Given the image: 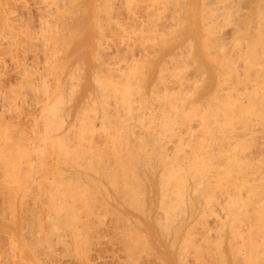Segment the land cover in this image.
Wrapping results in <instances>:
<instances>
[{"label": "bare ground", "instance_id": "obj_1", "mask_svg": "<svg viewBox=\"0 0 264 264\" xmlns=\"http://www.w3.org/2000/svg\"><path fill=\"white\" fill-rule=\"evenodd\" d=\"M31 1H29V2H31ZM39 1H41V0H39ZM104 1H106L108 6L105 7V9H104V10L107 9L106 11H104V12L102 11V13H104V15L102 14V16H101V13H99V15L101 16L102 19L104 16L103 20L105 21V24L103 23V20H101V24H99L100 25L99 30L101 31L100 33H101V35L102 34L103 35L100 36L101 39L99 40L100 41L99 42L100 43V53L99 54L97 53V55H95V56H98V58H99L97 61L101 60L102 64L100 62L99 63L97 62L98 64H96V65L94 64L95 69L93 71L94 72L93 79L90 83L88 82L90 84L89 93H88V97H87L88 99L83 104H81V106L80 105L77 106V109L72 107L73 108L72 110L65 109V110H68V112L66 114L64 112L60 113L62 111V109L59 110V105H60L59 103H61L60 100L62 98L60 96H58V97H60V100L58 98L59 103H56V105L59 104L57 106H58V110L60 112L57 110L56 111L59 112L60 115L58 114V116H57L58 121L57 120L56 121L59 122V124L60 123L61 124L66 123V120L69 117L67 118V116H66L63 118V116L68 115L69 112H71L69 114H72V113L75 114V119H74L73 123L69 126L68 130L64 131V135L62 134L63 136H60V138H58V137H55V139L53 138L55 143L57 142V139H58V142L56 143L58 150H57L56 154L54 153V156H56V157H54L53 154L52 155L50 154V157L52 156L53 158H55V161L51 160L48 162V159H50V158H48V159L46 158L47 161L44 160V158L46 157L44 155L45 153H43V155L45 157L41 153V152H43L41 150V148L43 146L42 147L40 146V149H38V150H36L37 148H35L34 152H33V150L30 152V151H26L25 149H24L25 151H23V150L20 151V152H23L25 154V156L23 155V153H21V155H20L17 152V156L21 157L22 160L19 159V157L17 158V156H16V158L19 159V161H16L15 157H14L16 155V151H15L16 149L14 148L15 149L14 150L15 155L12 156L11 153L7 154V156H11L14 158L9 159V157L6 156L7 158H4V161L2 162L3 163L2 166H4L3 168L5 169L6 172H8V174H9V172H11V175H12V173L14 172L16 175L13 173L12 177L16 176L17 178L15 177L16 179L15 178L9 179V176H8V178L5 176L4 177L9 179L8 180L9 185H13V183L16 184L18 182L17 184L19 187H17V189H19V190H21V187L24 188V186L30 184V186H28V187L26 186V188H24L25 193H23L21 195V197L24 194H26L25 196H29L28 198H30L31 195L34 197V199H32V202L29 200V203L31 202L32 205L34 206L32 210H34V209L38 210L37 205H38V208H39V206H41V207H43V209H45V208L52 209L53 208L52 213H54V211H55L54 214H56V218L61 222L65 218V211L69 209V210H71V212L75 211L74 212V218L76 217L77 211L78 212L80 211L79 212L80 215H81V211H82V213H84V215L86 213V215L84 216V218L86 217V219H83V220H84V222L86 220V223H87V221L91 220L92 216L96 217L97 214H95V213L97 210L100 209V211H101V209L104 206L105 207L108 206L109 202L112 201L114 203V201H116L117 203L115 202L114 204L115 205L117 204L116 207H119L118 211H120V213L117 212V214H119V216H117V218H115L113 220L114 224H108L109 226L111 225V228L114 227V229H115V228H119L120 226L124 227L123 222H124L125 218L122 219L120 217H123L122 216L123 212H126L127 216L125 215V217L129 220V221H127V219L125 220V221H127V223L128 222L130 224L136 223L137 225L140 224V226L143 223L153 224V226H156V229H157L156 231L154 229V231L156 232V234H157V232L159 233V234H157L156 237L163 239V243H164V246L166 248L172 249L173 246L175 248V244L179 240L178 237L180 236V232L183 230L184 226L187 225V223H190L189 221H191V220L193 221V219L196 216L204 215L201 218L204 219V217H206V220L204 219V221H205L204 223L206 224V226H208L209 223L212 225H215V226L218 225V227L220 228L218 232L221 235L223 240L225 239L226 234L228 236L230 235L229 239L230 240L232 239V241H229L226 244L227 246H225L224 250H227L230 253L231 256H229V255L228 256L230 257V259L232 257L231 260H234V262H235L234 264H236V258H238L237 259V261H238L239 258L242 257L241 258L242 263L244 261V259H243L244 257H245V259H246V257H248L247 258L248 260H250L249 258H251V257L254 258L255 260L264 258V0H241V1H238V0H204V2L202 4H201V0H104ZM32 2H34V1H32ZM42 2H43V0H42ZM45 2H46V4H48V2L46 0H45ZM50 2H51V0L49 1V3ZM236 2H238V3L240 2V4H237ZM41 3H40V5H41ZM52 3H54V1ZM52 3H51V5H52ZM60 3L59 4L56 3V5L57 6L60 5ZM63 3H65V2H63ZM235 3L237 4V6H239L238 8L234 7ZM9 4H8V6H10ZM35 4L37 5V3H35ZM107 4H104V5H107ZM115 4H117V6L119 8H121L122 13L123 12L128 13L130 18L129 17L127 18V14L125 15L126 17H124V15H121L122 13H120V12H117L120 14H116V15L123 16L125 18V21H127V22L129 19L132 18L131 19L132 20L131 26L133 28L136 27L135 24L138 23L137 20H140V19H137L138 17H140L139 15L137 17V14H139L138 12L136 14L137 9L143 8L144 5H146L148 7L146 9L147 11L149 10V8H150V10L151 9L153 10V8H159V9H161L160 7H162V9L164 8V10H165L164 13L167 12V14L170 18L167 16L168 17L167 20H169V21L164 19V17L167 15V14H165L163 19L166 20V23L170 22V26H169L170 28L169 29H171L170 31H168V29L165 28L166 31H168V34L166 32H165V34H166V36L167 35L169 36V37L165 36V38L172 39L171 42L169 40L164 41L163 48L161 47V44H162L161 42H160L161 48L160 47L158 48L159 43L157 44L158 46L154 45L150 49L148 47L146 48L144 46V45L148 46V44L150 43V41H149V43L147 41V38H148L147 36H149V34H151V36H149V38H153L152 37L153 33H155L153 35L154 37H155V35L159 34L157 32L156 28L160 27V25L163 23L162 19H160V20H162L161 21L162 23H160V20L158 21L159 17L161 18L162 15H164V13L162 12L163 10H161V11L157 10V12L160 11V12H158L160 15V16H157L158 18L153 16L154 19L157 18L156 21L153 20V24H156L155 25L156 28L154 25H152V24H150V25L154 26L153 28L155 30L149 29L147 31L146 30L145 31L140 30V31L136 32L135 30H139V28L135 29V30H133V28H129L130 26H127L128 27L127 28L126 27L127 23H125V25H123L122 22L119 21V20H124V19H119L121 16L119 18H117L118 20L116 18H114L116 16L115 15L113 16V13L114 14L116 13L114 10L117 7L116 6L114 8ZM38 5H39V3H38ZM51 5H49V6H51ZM85 5H83V6H85ZM94 5H95V3H94ZM200 5L202 6L201 8H200ZM11 6H12V4H11ZM212 6H215V7H212ZM25 7H26V5H25ZM29 7H31V6H29ZM39 7H37V8H39ZM242 7H245L247 9V12H245L246 10L244 9L245 10L244 11L245 13H244ZM32 8H34V7H32ZM50 8H47V9L50 10ZM103 8H104V6H103ZM119 8L118 9L116 8V10L118 11ZM234 8L236 10H234V11L230 10V9H234ZM39 9H41V7ZM44 9H46V8H44ZM54 9H53V11H54ZM56 9L59 10L60 6H58ZM66 9H68V8H66ZM82 9H83V7H82ZM228 9H229V12H227ZM11 10L13 11V9H11ZM41 10H43V9H41ZM204 10L206 11V13L204 12ZM36 11H38V9H36ZM36 11H35V14H36ZM43 11H46V10H43ZM43 11H41V12H43ZM141 11H144V10L141 9ZM15 12L17 13L16 10H15ZM41 12H39V13H41ZM59 12H60V10H59ZM148 12H152V11H148ZM161 12L163 14H160ZM51 13H53V12H51ZM154 13H156V11ZM154 13L152 15H155ZM13 14H14V12H13ZM56 14H58L60 17V14L58 12ZM142 14L143 13H141V15ZM144 14H147L148 18L150 17L149 13L144 12ZM198 14H202L201 19H199L200 16L198 17ZM7 15L10 17L11 14L9 15L7 13ZM39 15H41V14H39ZM43 15H45V13ZM156 15H158V14H156ZM30 16H31V14H30ZM33 17H31V18L33 19ZM41 17H43V16H41ZM46 17H48L47 14H46ZM46 17H43V18H46ZM54 17H56V15H54ZM61 17H64V15ZM10 18H7V19H10ZM23 18L24 17L21 18L22 21L24 20ZM78 18H81V16L80 17L78 16ZM140 18H144V17H140ZM13 19H15V18H13ZM19 19H20V17H19ZM26 19H28V18H26ZM46 19H49V18H46ZM51 19H52V17H51ZM60 19H63V18H60ZM86 19H85V21H86ZM98 19H100V18L98 17ZM15 20H12L13 24L15 26L19 27L20 25H16L18 20L17 19H15ZM28 20L31 21V19H28ZM43 20H41V21H43ZM131 20H129L130 23H131ZM141 20H142V23H140V26L144 25L143 22H145L146 18L144 21H143V19H141ZM150 20H152V19H150ZM150 20H147V21L150 22ZM14 21H15V23H14ZM38 21L40 22V20H38ZM50 21H53V20H50ZM56 21H58V19ZM66 21L68 22V20H66ZM39 22L38 23L36 22V23L39 24ZM77 22H78V20H77ZM92 22H94V21H92ZM8 23H10V22H7V24ZM19 23H20V20H19ZM24 23H25V21H24ZM24 23H23V25H27V27H28V24H30V23H27V24H24ZM46 23L44 22V24H43L44 27L45 26L48 27L49 24L46 25ZM61 23H62V21H61ZM64 23H65V21H64ZM72 23H73V20H72ZM5 24H3V26H5ZM21 24H22V22H21ZM55 24H57V23H55ZM10 25H12V24H10ZM33 25H34V23H33ZM43 25H41L42 28H43ZM53 25H54V23H53ZM53 25L51 24L52 27H53ZM59 25H61V24H58V26ZM76 25H77V23H76ZM79 25H81V24H79ZM147 25H149V24H146V26H144V27L143 26L140 27V29H142V28L146 29L145 27L149 28L150 26H147ZM164 25H166V24H164ZM164 25H163V27H165ZM29 26L32 27V24ZM137 26L139 27V23L137 24ZM13 27L14 26H12V28ZM55 27H57V26H55ZM196 27L201 31V33H203L202 37L205 35L207 37V39H205V41H204V46H203L204 52L203 53H200L201 49H199V47H195V48H198V50L200 51L198 53L201 54V55L200 54L197 55L198 57L201 56L200 58H198L199 62H201L200 63L201 66L200 67L198 66L199 64L197 62L198 61L197 58H195V57L191 58L192 59L191 61L194 60L193 58H195L197 60V61L195 60V62L197 64L193 63L192 65L196 64L198 66V69L196 68V70H194V72L196 74H197L196 71L198 70V74H197V76H194L195 78L193 77V79H194V80L192 79L193 81L192 80L189 81L188 79H190L191 77H189L187 79V76H189V75H187L185 73L187 71V69H189V68H187L185 65L181 66V63L183 65V61L184 60L186 61V59L182 57V54H184L185 52H182V51H184L187 48H189V49L192 48V44L194 43L193 42L194 41L193 35H195V33L193 34V30ZM20 28H21V26H20ZM38 28H39V26H38ZM40 28L38 30H40ZM161 28L162 27H160V29ZM19 30H18V32H19ZM84 30H85V27H84ZM96 30H97V28H96ZM113 30H116V33L119 32V34L122 35L121 36L122 37L121 38L122 45L121 44H119V45L123 46V50L126 49L127 54H128V52H129V54H128V56H126V53H124L125 58L123 59L124 56L122 57V62H115L116 59L119 57L120 53L122 54V52H123L122 48H121L122 52L115 49L114 52H116V53H114L112 51L114 53V56H113L114 58H112V59H114L115 61L112 62V60H110L111 63H106V62L103 63L102 58H103V60H106V59H108V56H109L108 54H110V51L108 49H105V52H107L106 50L109 51V53H106L108 56H107V58L105 57V59L102 56V58L100 59L99 55L102 54V52H104V48H106V46H107V48H109L108 45L110 46L111 44L114 45V48L116 45H118L117 43L114 42L115 39L112 40V38L110 39V37H107L109 35H106L107 31L112 33ZM151 30L155 31V32L150 33ZM4 31H6V30H4ZM21 31H23V30L21 29ZM27 31H28V29H27ZM30 31L28 32V34H30ZM35 31H36V29H35ZM45 31H47V30H45ZM50 31H51V28H50ZM189 31H191V32H189ZM200 31L199 32L196 31L197 32L196 34H199V36L201 37ZM0 32H1V30H0ZM7 32H9V31H7ZM10 32H12L11 29H10ZM37 32H39V31H37ZM47 32L46 33L50 37L51 33L49 31H47ZM159 32L162 33L164 31L159 30ZM21 33H23V32H21ZM42 33H43V31H42ZM54 33H56V31ZM64 33H66V32H64ZM144 33H146V34L144 35ZM16 34H18V33H16ZM35 34H36V32H35ZM47 34H45L46 37H47ZM67 34H65V35H67ZM73 34L75 35V33H73ZM19 35H20V33H19ZM24 35H26V38H27V34L25 33ZM34 35H32V39L30 38L31 41L34 38L33 37ZM38 35H40V33ZM159 35H161V34H159ZM13 36H14V34H13ZM40 36H42V34ZM115 36H117V35L115 34ZM115 36H114V38H115ZM205 36H204V38H206ZM6 37H4V38L6 39ZM20 37H22V36H19V38ZM42 37H44V36H42ZM59 37H60V35H59ZM66 37H64V38H66ZM118 37H120V36H118ZM178 37H184V38H186V40H188V41H186L184 39L183 42L180 41L179 43H181L182 46H183L182 43H184L185 41L188 42L189 46H187V47L183 46L182 47L183 49H182L180 47L181 45L179 43H176L177 45L173 44V42L175 40H177ZM195 37H196V42H197V40H198L197 36H195ZM200 37H199V39H200ZM8 38H9V35H8ZM10 38H11V36H10ZM14 38H16V36ZM55 38H57V37H55ZM76 38H77V36H76ZM123 38H126V39L123 40ZM159 38H161V37L159 36ZM7 39L3 40V38H2L1 41H7ZM40 39H42V38H40ZM54 39H53V42H54ZM118 39H120V38H117V41H118ZM20 40H23L21 42L26 41V39H25V41H24V39H20ZM20 40H18V41H20ZM35 40H38V39L35 38ZM148 40H150V39H148ZM227 40H229V42H230V40H232V41H231V43L226 44ZM9 41H10V39H9ZM40 41H42V40H40ZM59 41H60V39H59ZM145 41H147V44H145ZM153 41L154 40H152V43H155V41L154 42ZM14 42L16 43L15 40H14ZM21 42H18V45ZM32 42L35 43V41H32ZM48 42H47V45L50 43L52 44L51 41L49 43ZM61 42H62V40H61ZM66 42H70V41H66ZM72 42H73V40H72ZM112 42H114L115 44ZM176 42H178V41H176ZM30 43H29V45H30ZM39 43L41 44L40 46L43 45V48L44 47L46 48V46H44L46 41L44 42V44H42V42H39ZM137 43L143 44V45H141V48L136 46ZM11 44H13V43H11ZM178 44H179V46H178ZM18 45L16 44V46H18ZM54 45L52 44V46H54ZM64 45H65V43H64ZM172 45H173V47L177 46V47L181 48V50L180 51L178 50V52L177 51L175 52L174 50L177 47L172 48L171 47ZM8 46H10V45H8ZM40 46H39V49H40ZM111 46H110V49H114L113 46H112V48H111ZM150 46L151 45L149 44V47ZM197 46H199V45H197ZM226 46H230V47H226ZM26 47H28L27 44L25 45L24 48H26ZM34 47H35V45H34ZM34 47H32V48H34ZM193 47H194V45H193ZM4 48H2V50ZM11 48H13V47H10V50H8V51H11ZM56 48H57V46H56ZM56 48H54V49H56ZM82 48H83V46H82ZM116 48H117V46H116ZM28 49L30 51V47ZM137 49H139L140 51H143L142 56L138 55V57L141 56L140 58L143 59V61H141V62L139 61L140 59H137V56L133 55L134 52L133 53L131 52L133 50L137 52ZM189 49H187V50H189ZM5 50H7V48ZM139 50H138V53H139ZM21 51H22V49H21ZM31 51H34V50L31 49ZM41 51L44 52V50H42V49H41ZM52 51L53 50H51V53H52ZM192 51H193V48L191 50V54H192V56H194L195 52L197 50L195 49V52H193L194 54L192 53ZM47 52H48V50H47ZM47 52H45V53H47ZM166 52H169L170 56H166L165 55ZM11 53H13V52H11ZM20 53H23V52H20ZM32 53L30 52L31 55H33ZM3 54H5V53H3ZM36 54H37V52H36ZM130 54H132L137 59V61H134L135 60L134 57L133 56L131 57ZM139 54H142V53H139ZM14 55H17V54H14ZM20 55L21 54H19L18 56H20ZM34 55H33V58H36L35 60L37 61V57H36L37 55H35V57H34ZM40 55H42V54L40 53ZM48 55H50V54H48ZM103 55H105V53ZM8 56H9V54H8ZM18 56L17 57L15 56L16 60H12V61H16L17 63L16 62L15 63L17 65H18V59H20ZM24 56L26 57L27 55H24ZM24 56H21V57H24ZM55 56H56V54H55ZM129 56L131 59L128 58ZM187 56L189 57L191 55L187 54ZM11 57H13V56L11 55ZM27 57H29V56H27ZM42 57H44V55ZM50 57H51V55H50ZM53 57H54V55H53ZM109 57L111 58L112 55L110 54ZM126 57H127V59H126ZM180 57H182L184 60L178 65V63L181 61ZM184 57H186V54L184 55ZM21 59H23V58H21ZM25 59H27V58H25ZM48 59L50 61V58H48ZM60 59H61V57H60ZM120 59H121V57H120ZM164 59H166V60H164ZM162 60L164 63L162 62V65H161L162 67H160V70L157 71L158 69L156 67L160 66V63H161L160 61H162ZM188 60H190V59L188 58ZM119 61H121V60H119ZM77 63H79V62H77ZM86 63H88V62H86ZM23 64H24V59H23ZM31 64H33L32 61H31ZM56 64H58V63H56ZM70 64H72V63H70ZM19 65H20V67L22 66L21 64H19ZM27 65H28V62H27ZM42 65H43V63H42ZM188 65H190V64H188ZM225 65H227V67H228V71L226 70L227 72L223 71V69H224L223 67ZM32 66H35V64L31 65L30 67H32ZM36 66H38V65H36ZM71 66H73V65H71ZM169 66H173V69L171 71L166 70L169 68ZM197 66H195V67H197ZM51 67H53V66H51ZM152 67L154 69H157L155 71H157L158 74L156 72H154V70H151ZM195 67L193 66L194 69H195ZM207 67L209 68V71H208ZM227 67H225V68H227ZM17 68H18V66L15 69L16 71H17ZM36 68L38 69L39 67H36ZM70 68H68V69H70ZM74 68H76V66ZM185 68H187V69L185 70ZM78 69H80V68H78ZM30 70H31V68H30ZM81 70H84V69H81ZM150 70L152 71V73ZM75 71H76V69H75ZM164 71L165 72L167 71V72L164 74ZM188 71H187V73H188ZM192 71H193V69H192ZM192 71H189V72L191 73ZM49 72H50V70H49ZM153 72L158 75V76H156V74H155V76L158 79L155 78L154 80H151L152 79L151 75L154 74ZM18 73L20 74L19 71L17 72V74ZM32 73H30V74H32ZM73 73H74V71H73ZM44 75H46V74H44ZM80 75H82V73ZM83 75H82V77H83ZM193 75H195V74H193ZM3 76H5V75H3ZM38 76H40V74ZM69 76H70V73H69ZM72 76H74V75H72ZM42 77H43V74H42ZM51 77H52V75H51ZM48 78H49V76H48ZM54 78H56V77H54ZM75 78H78V77L76 76ZM26 79H27V77H26ZM32 79H34V78H32ZM47 79H43V81L47 80ZM75 80H77V79H75ZM79 80L80 79L78 78V82H80ZM43 81L41 82V79H40V82L42 84L45 83V81H44V83H43ZM71 81L74 82V80H70V82ZM0 82H2V81H0ZM16 82H18V81H16ZM16 82L13 84L15 88L17 87V86H15ZM30 82H31V77H30ZM3 83L4 82H2V85H4ZM24 83H26V81ZM24 83H23V85H24ZM27 83L29 84V82H27ZM31 83H32V87H34L35 85L33 86V82H31ZM36 83H38V82H36ZM46 84H47V81H46ZM76 84H77V82H76ZM66 85H68V84H66ZM78 85H80V83ZM38 86H39V84H38ZM8 87H9V85H8ZM21 87L24 88V86H21ZM71 87H73V86H71ZM79 87L80 86H77V88H79ZM1 88H2V86H1ZM30 88H31V84H30ZM40 88L41 87L39 86L38 89L40 90ZM48 88L46 89L47 91H48ZM52 88H54V87H52ZM31 89H33V88H31ZM41 89H43V88H41ZM54 89H56V87ZM27 90H29V89H27ZM35 90H37V89H35ZM50 90H52V89L50 88ZM71 90L73 91V89H71ZM14 91H15V89H14ZM20 91H21V89H20ZM29 91H28V94H29ZM38 91H35V92L37 93ZM67 91H66V94H68ZM12 92H10V93H12ZM62 92L65 93L64 91H62ZM10 93L8 91V94H10ZM15 93H17V92H15ZM22 93H23V91H22ZM24 93H25V91H24ZM31 93L33 95L34 91ZM40 93H44V95H46L45 89H44V92L42 91ZM40 93L38 92V95L41 96L42 94H40ZM50 93H52V91ZM53 93H55V92H53ZM61 93H60V95L63 94V93L62 94ZM2 94H4V93H2ZM29 95L31 96V94H29ZM52 95H54V94H52ZM63 95L66 97L65 94H63ZM0 96H2V95H0ZM8 96L11 99L14 98V96H12V95H11L12 97H10V95H8ZM47 96L48 95H46V97ZM15 97H16V95H15ZM19 97H20V95H19ZM19 97H17V98H19ZM25 97H26V93H25ZM25 97H24V99H25ZM49 97H51V96H49ZM9 98H6V99L9 100ZM20 98H22V97H20ZM32 98H31V100H32ZM3 99H5V97ZM11 99H10V101H11ZM55 99L57 100V98H55ZM66 99H64V100H66ZM0 100H2V98ZM17 100L14 101L15 104H12L13 107H14V105L16 106ZM20 100L23 101V99H19V103H21ZM25 100H24V102H25ZM40 100H42V98ZM36 101H37V103H39L38 100H36ZM24 102H22V103L24 104ZM41 102L39 104H41ZM66 102H68V101H66ZM32 103H35V102L33 101ZM47 103H49V102L47 101ZM52 103H53L52 105L55 104V102H52ZM2 104L3 103H1L0 105L2 106ZM28 104H29L28 106H30V103H28ZM43 104L44 103H42V105ZM63 104L64 103L62 101V105ZM69 104L71 105V103L68 102V105ZM9 105H11V102ZM32 105H34V104H32ZM56 105H55V107H56ZM4 108H5V110H6V108L9 109L8 107H4ZM11 108L12 107H10V110H11ZM19 108L20 109H22V108L27 109L26 106L22 107V108L18 107L17 110ZM32 108H33V106H32ZM41 108H44V107L42 106ZM46 108H48V106ZM0 109H2V108L0 107ZM49 109L53 110L52 107L50 108V105L46 111L50 114L51 112H49L50 111ZM17 110L14 109V111H17ZM2 111H4V110H2ZM6 111H4V112L6 113ZM56 111L53 115L56 114ZM42 112H43V110H42ZM46 112L44 111L43 112L44 115H42V116H46ZM53 112H54V110H53ZM7 113L9 114L8 111H7ZM11 113H13V112H11ZM24 113H22V115ZM63 113L65 115H63ZM2 114H4V113H2ZM15 114H17V112ZM29 114L31 115L32 113H29ZM40 114H41V112H39V115ZM61 114L63 116H61ZM22 115L19 118H22ZM18 116H17V124L20 121ZM33 116H36V115L33 114ZM50 116L55 117L52 115H50ZM60 116H61V119L59 118ZM0 117L2 118V116H0ZM26 117H25V119H26ZM39 117H41V115ZM47 117H49V116L47 115ZM51 117H50V119H51ZM4 118H3V120H4ZM33 118H35V117H33ZM36 118H37V116H36ZM41 118L43 119L44 117H41ZM64 119H66V120L64 121ZM9 120H11V115H10L9 119L6 121H9ZM15 120H14V122H15ZM26 120H24L23 122H26ZM31 120L34 121V119H31ZM41 120L39 121L40 123L37 122L38 125L41 124ZM52 120H55V119H52ZM52 120L48 119L47 122L52 121ZM42 121H46V120H42ZM56 121H54L55 123L54 122L51 123L52 124L51 126H53L54 124L57 125ZM1 122H3V121H1ZM23 122H21V123H23ZM27 122H29V119ZM47 122H46V126H43V127H45V129L47 128V126H49V125H47L48 124ZM4 123H6V122L4 121ZM10 123L7 122V126ZM34 123H36V121L33 122V124ZM14 124H16V123H14ZM14 124H12V125H14ZM28 124H30V123H28ZM28 124H27V127H28ZM31 124H30V126L32 127L33 124L32 125ZM68 124L69 123H67V125ZM1 125H0V127H1ZM18 125H19L18 127L21 126L20 123ZM60 125H59V127H62V125L61 126ZM7 126H6V128H7ZM51 126H49V127L51 128ZM49 127L47 128V131H48V129L50 130ZM54 127H56V126H54ZM11 128H13V126H11ZM16 128H17V126H16ZM16 128H15V130H16ZM24 128H26V127H24ZM33 128H31V129H33ZM40 128H41V130H39L40 131L39 133L41 134V132L44 131L45 129L43 128L44 130H42V127H40ZM53 129L55 130V128H52V130H50L49 132L53 131ZM59 129H63V128H59ZM10 130L12 131V129H10ZM20 130H21V128H19V131ZM28 130H30V129H28ZM21 131H23V130H21ZM47 131H46V133L44 131V135L46 134L48 136ZM58 131H57V133H58ZM3 132H4V128H3ZM32 132L33 131H31V133ZM15 133L17 136H21V134H17L18 132H15ZM25 133H26V131H25ZM36 133L37 132H35L34 135ZM1 134H2V132H1ZM4 134H2V136H4ZM6 134H7V132H6ZM50 134H52V132ZM27 135H28V133H27ZM29 135H31V134H29ZM41 135H39L38 137H41ZM44 135H43V137H44ZM13 136H15V135H13ZM9 137H12V135H10ZM22 137H24V136H21V138ZM31 137H34V136H31ZM31 137L29 138V136H28V138L31 139V141H32ZM35 137H37V134L35 135ZM5 138H6V135H5ZM18 138H20V137H18ZM51 138H52V136H51ZM2 139H3V137H1V140ZM53 139H50V137H49L48 140H52V142L51 141L50 142L52 143V145L56 146V144H54V142H53ZM43 140H45V139H43ZM43 140L38 141V142H40V143L44 142L43 144H45L46 141H43ZM16 141H18V140H16ZM21 141H22V139H21ZM26 141H24V142H26ZM7 143L9 144V146H11L9 142H6V144ZM29 143H31V142H29ZM35 143H36V141H35ZM46 143L48 144V142H46ZM24 144H22V145H24ZM15 146L17 147V144L16 145L14 144V147ZM27 146H25V147H27ZM35 146H36V144L34 145V147ZM37 146H38V144H37ZM11 147H9V148H11ZM45 147H47V145ZM45 147L43 148L44 151H45ZM3 148H1V149H3ZM32 149H33V146H32ZM17 150H19V148ZM29 150H31V149H29ZM39 150H41V152H39ZM53 150L54 149H52V151ZM11 152L13 153V151H11ZM50 153H53V152H50ZM9 154H11V155H9ZM4 156H5V154H4ZM23 157L25 159H23ZM0 160H2V159L0 158ZM48 163H50V165ZM47 166L52 167L51 168L52 170L51 169L49 170ZM47 169L49 170L48 172L52 171L51 174H47L48 173ZM24 172H26V175H24L25 174ZM2 173H3V175L6 174V173H4V171ZM3 175H1V177ZM11 175H10V177H11ZM38 175H39V177H40V175H44V177L43 176H41V177L45 178V180H44L45 182H42V178L37 177ZM36 177L39 178L38 182L36 181V179H37ZM20 178H22V180ZM0 180L2 181V179H0ZM42 183H44V185H46L48 187V189L46 188L47 192L43 188H41ZM0 184H7L8 185V182L0 183ZM31 184H33V185L31 186ZM2 186H4V185H2ZM14 188L15 187L13 186V189ZM57 188H59V190L61 189L62 193H60L61 190H60V192L57 191L58 193L57 192L55 193ZM3 189H5V188H3ZM13 189H12V191H13ZM17 189L15 188V193H16ZM6 190H7V186H6ZM6 190H5V192H6ZM19 190H18V194L22 191L21 190L19 192ZM0 191H1V189H0ZM9 191H11V189H9ZM9 191H8V193H13V192H9ZM32 191H34V192H32ZM69 191H72V192L78 191L81 193L79 196V194L77 192V194L79 196L77 198L73 199L72 198L73 195L70 197L71 202H68V203H71V204H67V201L69 199L67 200L66 198H64V197H66L64 193H67ZM95 191H98L100 193V196L97 193L98 198L93 199L94 198L93 196H97V194L94 193ZM3 192L1 191L2 194H3ZM91 192H93V193H91ZM37 193H39L40 195H37ZM74 194L76 195V193H74ZM90 194H91V197H93V198H90ZM94 194H96V195H94ZM9 195H11V194H9ZM14 195H12V198ZM47 195H48V197H46ZM68 196H70V194H68ZM68 196H67V198H68ZM4 197H5V195H4ZM14 197L17 198L18 196L17 197L14 196ZM2 198H3V196H2ZM2 198H0V200ZM24 198H26V197H24ZM10 199H11V197L9 198V200ZM18 199H16V200H18ZM4 200H6V199H4ZM22 200L24 201V199H22ZM118 200L121 202H119ZM2 202H4V201H2ZM11 202H12V200H11ZM11 202H10V204H11ZM21 203H23V202H21ZM5 204L6 203H4L3 205H5ZM10 204L8 206H10ZM19 204H20V202H19ZM21 206H23V205L21 204ZM14 207L16 209V206H14ZM24 207L26 208L25 203H24ZM27 207H29V206L27 205ZM8 208H10V207H8ZM22 208L23 207H21L20 209L23 210ZM93 208H96V211L93 212L94 215L91 214L92 213L91 211H93ZM49 209L47 210L46 214L49 213L48 212ZM90 209H91V211H90ZM107 209H105V210H107ZM1 210H2V208H1ZM3 210H4V208H3ZM7 210H9V209H7ZM29 210H31V209H29ZM32 210H31V212H32ZM39 210H38V212H39ZM56 210H60L61 212H59L57 214ZM9 211L7 213H10ZM45 211L46 210H44V212ZM4 212L6 213L5 210H4ZM66 212H68V211H66ZM88 212H90V213H88ZM104 212H106V211H104ZM112 212H113V210H112ZM3 213H2V215L4 216ZM7 213H6V215H7ZM72 213H71V215H72ZM97 213H99V212H97ZM102 213H100V214H102ZM0 214H1V212H0ZM79 214H78V218L80 216ZM106 214H108V212H106ZM109 214H110V212H109ZM111 214H113V213H111ZM114 214H115V212H114ZM32 215H34V214H32ZM36 215L38 216V214H36ZM49 215H50V213H49ZM49 215H47V216L44 215V216L49 217ZM27 216H28V214H27ZM34 216H32V217H34ZM54 216L55 215H53L51 218H53ZM97 216L101 217V215H97ZM104 216H105V214H104ZM11 217H13V216L11 215ZM14 217H16V216L14 215ZM69 217H71V216L69 215ZM95 217H94V220L102 219V218H95ZM106 217H108V216H106ZM28 218L31 219V217H28ZM56 218L52 219L53 222ZM78 218L76 219V221L81 220L80 218L79 219ZM81 218H83V216ZM104 218L105 217H103L102 224L105 221ZM110 218H114V216L113 217L110 216ZM197 218L199 220L200 217H197ZM15 219H17V218H15ZM2 220H5V219L2 218ZM36 220H37V218H36ZM36 220L34 222L38 223V220L37 221ZM67 220H69V219H67ZM99 220H98V223H100V221H101V220L100 221ZM48 221H49V219H48ZM71 221H72V219H71ZM108 221H109L108 223H110L112 220H108ZM200 221L202 222V220H200ZM6 222L9 223V221H6ZM27 222H30V221H27ZM53 222L51 223L49 221V222H47V224L48 223L53 224ZM73 222L75 224H77V226H78V223L75 222V219L73 220ZM31 223H33V222H31ZM41 223L43 224V222H41ZM41 223H40V225H41ZM55 223H57V220L55 221ZM55 223L53 224L54 227H56ZM83 223L81 225H84ZM98 223L96 222V224H98ZM127 223H126V225H127ZM192 223H194V222H192ZM192 223H191V226H192ZM199 223L197 225H200L199 226L200 228L203 227ZM207 223H208V225H207ZM70 224H72V222ZM134 224H132V225H134ZM194 224H196V223H194ZM194 224H193V226H194ZM205 224H204V226H205ZM13 225H15L14 221H13ZM35 225H37V224H35ZM59 225H60V222H59ZM79 225H80V222H79ZM85 225H87V224H85ZM91 225H94V224L93 223L90 224L89 227H91ZM100 225L101 224H99V227L98 226L97 227L95 226V227L99 229V232H102L103 230L102 231L100 230V227H101ZM106 225H107V220H106ZM126 225H125V227H126ZM197 225H195V229L198 227ZM191 226H190L191 234L190 233L189 234L194 237L195 235H193L192 232L193 231L195 232V230H192ZM206 226H205V230H206ZM63 227L65 228V226H63ZM68 227H69V225H68ZM70 227L72 228V230L74 229L72 227V225ZM75 227H76V225H75ZM89 227H87V228H89ZM143 227H144V224L140 228H143ZM228 227H230V228L228 229ZM33 228H32V230H33ZM102 228H105V226H103ZM108 228H105V229L108 230ZM150 228L151 227H149V229ZM35 229H36V227H35ZM37 229H39V228H37ZM54 229H56V228H54ZM57 229L59 230V228H57ZM57 229H56V231H57ZM114 229H111V230H113L111 232H114ZM207 229H208V227H207ZM66 230L69 231L67 229V225H66ZM85 230L86 229L84 227V231ZM87 230H86V232H87ZM89 230L93 231V228H90ZM89 230H88V232H89ZM120 230H118V231H120ZM135 230L136 229H134V232H135ZM29 231H31L30 228H29ZM46 231L47 230H45V232ZM50 231L54 232L52 229L49 230V232ZM80 231L84 232L82 230H79V232H77V230H76V234L77 233L79 234ZM115 231H116V229H115ZM132 231H133V229L129 232L132 233ZM185 231H183L184 234H185ZM201 231L202 230L200 229V232ZM211 231H213V230H211ZM27 232H28V230H27ZM34 232H35V230H34ZM34 232H32V233H34ZM88 232H87V234L91 233V232H89V233ZM136 232H137V230H136ZM138 232H140V231H138ZM141 232L139 234H141ZM200 232L198 234L196 233V235L198 236L200 234ZM209 232L210 231H207L208 234L207 233L206 234L208 236L209 235L211 236V234H213V233L209 234ZM216 232H217V230H216ZM47 233H48V231H47ZM69 233L70 232H66L65 234L68 236ZM85 233H83V234L81 233V234L84 235ZM115 233L113 235H115ZM131 233H130V235H131ZM6 234H7V232H6ZM9 234H8V236H9ZM38 234L40 236L41 233H38ZM72 234H74V232L70 233V235H72ZM87 234H85V235H87ZM99 234L97 233V236ZM103 234L104 233H102V235ZM127 234H129V233L127 232ZM165 234H167L168 236L165 237L164 236ZM186 234H187V231H186ZM34 235H36V234H34ZM48 235L50 237L51 234H48ZM62 235H64V234H62ZM79 235H78V237H79ZM107 235H108V232H107ZM135 235H136V233L134 234V236L132 235V237H135ZM202 235H203V232H202ZM23 236H24V234H23ZM26 236H27V234H26ZM28 236L30 237V236H32V234L30 233V234H28ZM36 236L38 237V235H36ZM45 236H47V234ZM51 236H53V235H51ZM58 236H59V232H58ZM67 236H65V237L67 238ZM87 236H85V237H87ZM109 236H111V235H109ZM115 236H118V234H116ZM223 236H225V237L223 238ZM56 237H57V235H56ZM65 237H63V238H65ZM100 237H102V236H100ZM108 237H107V239H108ZM199 237H200V235H199ZM9 238H11V236ZM41 238H42V236H41ZM47 238H48V236H47ZM47 238H46V240H47ZM51 238L52 237L49 238L50 241H51ZM60 238H62V237H59L58 240ZM94 238H96V236ZM125 238H128V237L125 236ZM182 238H185V236H183ZM189 238H190V236H189ZM189 238L186 241H185L186 238L183 240L181 239L182 240L181 242L184 241L185 242V244L183 243L184 246L188 245L189 247H192L191 249H193V247L195 246L194 243L196 244V241L193 243L192 241L189 240ZM207 238H209V237H207ZM216 238L218 239V237H216ZM73 239H74V237H73ZM79 239H81V241H82V238H79ZM119 239H122V238H118V240ZM132 239H130V240H132ZM136 239H138V238H136ZM142 239H145V238H142ZM191 239L193 240V238H191ZM210 239L213 240V237L212 238L210 237ZM210 239H209V241H210ZM4 240L7 241V239H4ZM30 240H32V239H30ZM84 240H86V239H84ZM91 240H93V239H91ZM133 240L135 241V239H133ZM195 240H196V238H195ZM214 240L212 242H214ZM219 240H220V238L217 241H219ZM223 240H222V242L224 243L225 240L224 241ZM36 241H37V238L35 239V242ZM110 241H112V240H110ZM127 241L131 244V242L129 240H127ZM140 241H141V238H140ZM188 241H190V242H188ZM201 241H202V237H201ZM201 241H200V244H202ZM8 242H9V245H11V244L13 245L12 239H11V243H10V240ZM8 242L6 243V245L8 244ZM38 242H36L35 244L37 245ZM60 242H62V241H60ZM89 242L91 243L90 240H89ZM120 242L122 243L121 240H120ZM157 242H159V241H157ZM29 243L31 244L32 242L29 241ZM33 243H34V241H33ZM47 243H48V241H47ZM47 243H46V245L43 243L45 245V247L47 246ZM63 243H62V245H63ZM95 243L97 244V242H94L93 244H95ZM125 243H126V241H124V243H123L124 246L122 245L123 247H121V248H123V250H124V247L126 246ZM143 243H145V242H143ZM148 243H150V242H148ZM219 243H218V245H219ZM26 244H28V241L26 242ZM86 244H87V241H86ZM190 244H192L193 246H191ZM198 244H196V246H199ZM205 244H204V247L207 248V246H205ZM222 244H221V248H222ZM60 245H61V243H60ZM64 245H65L64 247H66L67 244H64ZM136 245L138 247L139 244H136ZM161 245H162V243H161ZM29 246L30 245L28 244V247ZM32 246L29 248L33 249ZM40 246H42V244ZM96 246H95V248H96ZM162 246H160V244H159L158 247L162 248ZM180 246H182V243H180L179 247ZM209 246L210 245H208V247ZM45 247H44V250H46L45 252H48L51 250V247H50V250L45 249ZM82 247H84V245H82ZM99 247H101V245H99ZM148 247H150V246H148ZM189 247H183L182 248L183 250L181 248H179L180 252H179V249L177 248V250H178L177 253H178V255L180 254L179 259H180V256H182V254H184L187 250H188V252L185 254H188L190 252ZM204 247H202V245H201L200 250L198 248L199 252H202V250H203V252H202L203 254L199 253V252H195L197 250L196 249L197 247H196V248H194L196 250L193 249L194 251L192 250V252L189 253V254H192L194 252V257L192 256L193 254L192 255L188 254V256H186L184 254L186 256V257H184V255H183L184 259L186 260V258L189 256H190L189 257L190 259H191V257L197 258V256H198V258H202L206 261V259L203 256H208V253L210 255V252H207L208 248L205 249ZM213 247L215 248V245ZM218 247H217V250L221 249V248L218 249ZM92 248H94V247H92ZM97 248H98V246H97ZM184 248H186V249L189 248V249L184 250ZM11 249H13V247ZM32 249H29V250H32ZM94 249H92V250H94ZM100 249H102V248H100ZM112 249L114 250V248H112ZM128 249L131 250V253L133 252V254H134V251L132 250L133 249L132 246H130V248H129V245H127V248L125 249V251ZM141 249H139V250H141ZM209 249H210V247H209ZM0 250H2L1 247H0ZM38 250L40 251L41 249L39 248V249H37V251ZM64 250L66 251L65 248L63 250L61 248L62 252ZM83 250L85 251V248L82 249V252L84 253ZM87 250H89V249H87ZM103 250H105V247ZM103 250H101V251H103ZM110 250H111V248H110ZM221 250L223 251V249H221ZM12 251H14V249ZM52 251H53V249H52ZM57 251H55V252L57 253ZM125 251H123V252H125ZM208 251H210V250H208ZM7 252L5 253V251H4L5 254H7ZM35 252L32 251V254ZM43 252H41V253H43ZM92 252L93 251L88 252V253H92ZM97 252H98V250H97ZM135 252H138V250L136 249ZM204 252L206 253V255L204 254ZM219 252H220V250L218 251V254H219ZM13 253H12V255H13ZM37 253H39V252H36L34 256L41 257L40 256L41 253H40V255ZM68 253H70V252H68ZM74 253H75V251H74ZM88 253L85 254L86 257H87ZM117 253H115V255ZM143 253H145V252L143 251ZM173 253H174V251H172V254ZM177 253H175V254H177ZM196 253H198V254H196ZM2 254H3V252H2ZM8 254H10V253H8ZM15 254H16V252H15ZM28 254H30V253L28 252ZM66 254H65V256H67V257L64 259L67 260L68 256H70L71 254L70 255L69 254L66 255ZM76 254H77V252L75 253V255ZM104 254H105V251H104ZM127 254H129V252L126 253V255H123L124 260L127 257H128L127 259L129 260V256H127ZM141 254H142V252H141ZM153 254H154V252H153ZM172 254H170V255H172ZM195 254L197 256H195ZM214 254L216 256V253H214ZM220 254L223 257V253L220 252ZM48 255H49V252L47 253V257L49 258L50 255L49 256ZM60 255H61V253H60ZM63 255L64 254H62V256ZM146 255H147V253H146ZM199 255L201 257H199ZM224 255H225V253H224ZM45 256L42 255V257H44V259H46ZM98 256H99V254H98ZM98 256H96V257L98 258ZM134 256H136V255H134ZM156 256H158V255H156ZM156 256H155V259L157 258ZM215 256H213V257L215 258ZM228 256H225V257L228 258ZM16 257H18V256L16 255ZM19 257H20V255H19ZM55 257H56V255H55ZM88 257H90V256H88ZM102 257H104V256H102ZM109 257H110V255H109ZM112 257L114 258V256H112ZM115 257H117V255ZM130 257H131L130 262L132 260L134 261V259L132 258V254L130 255ZM137 257H139V256H137ZM183 257L180 260H182ZM218 257H220V256L218 255ZM234 257H235V259H233ZM119 258L120 257L118 255L117 260L116 259L115 260L118 262ZM3 259H4V257H3ZM13 259H14V257H13ZM35 259H38V258H34V260ZM41 259L38 261H41ZM56 259H58L57 261H59L60 257L56 258ZM73 259H74V261L76 260L75 258H73ZM88 259H89V261L88 260L87 261L90 263V259H92V258H88ZM220 259H222V258L220 257ZM6 260L8 261V259H6ZM46 260H48V259H46ZM46 260H44L45 262L43 261L44 264L45 263L47 264ZM51 260H52V258H51ZM107 260H108V255H107ZM137 260H138V258H137ZM146 260H147V258H146ZM185 260H182V262ZM210 260H212V259H210ZM255 260H254V262H255ZM9 261L11 263V260H9ZM38 261H36V262L38 263ZM57 261H56V263H57ZM102 261L104 262V260H102ZM144 261H145V258H144ZM164 261H165V259H164ZM199 261H200V259H198V262H196V264H198V263L201 264V262H199ZM220 261H222V263H223V261H226V260L223 257V260H220ZM68 262H70V260ZM94 262H96V261H94ZM178 262L180 263L181 261L178 260ZM194 262H195V260H194ZM211 262H214V261L212 260ZM216 262L218 263L219 260L218 261L215 260L214 264H216ZM251 262H252V264H257V262H259V260L256 263H253V261H251ZM251 262H249L247 260L244 261L245 264L246 263L251 264ZM260 262H259V264H261ZM262 262H264V260H262ZM5 263H7V262H5ZM15 263L16 262H14V264ZM32 263L33 262H31V264ZM40 263H42V262H40ZM61 263H62V261H61ZM71 263H72V261L70 262V264ZM123 263L125 264V262H123ZM128 263H129V261H128ZM186 263H187V261H186ZM226 263H228V259H227ZM48 264H51V263H48ZM98 264H99V262H98ZM118 264H120V263H118ZM136 264H139V262ZM144 264H146V263H144ZM153 264H154V262H153ZM183 264H184V262H183ZM188 264H189V262H188Z\"/></svg>", "mask_w": 264, "mask_h": 264}, {"label": "rangeland", "instance_id": "obj_2", "mask_svg": "<svg viewBox=\"0 0 264 264\" xmlns=\"http://www.w3.org/2000/svg\"><path fill=\"white\" fill-rule=\"evenodd\" d=\"M20 1V2H19ZM28 0H0V30H1V32H0V81H2V82H4L3 84L4 85H2V82H0V95H2V96H0V99L2 98V100H0V104L1 103H3L2 104V106L0 105V107L2 108V109H0V116H2V118L0 117V125H1V129H0V131L2 132V134H4V136H2V134H1V132H0V136L1 137H3V139L1 140V137H0V147L1 148H3V149H1L0 148V158L2 159V160H0V179H2V181L0 180V183H6V182H8V185H9V179L10 178H15L16 176V174L14 175L15 177H12L13 176V173H12V175H11V172H9V174H8V172H6L5 171V169L3 168L4 166H2L3 165V161H4V158H7V157H9V159L11 158V159H13L14 157H15V160L16 161H19V159H21V157H19V156H17V152H18V154H20L21 155V153H23V152H20V151H32L33 150V152H34V150H35V148H37L36 150H38V149H40V146L42 147L41 148V150L43 151V152H41V150H39V152H41L42 153V155H43V153H45L44 155L46 156H44L43 158H44V160H46L47 161V159L48 158H50V159H48V162L49 161H55V158H53L52 156L50 157V154L52 155L53 154V156H54V153L56 154L57 153V150H58V148H57V142H58V139H57V142L55 143V141H54V139H55V137H58V138H60V136H63L64 135V131H66V130H68V128H69V126L73 123V121H74V119H75V114H69V113H71V112H69L68 113V115H65L67 112H68V110H72L73 108H76L77 109V106H81V104H83L88 98V93H89V88H90V82L92 81V79H93V75H94V69H95V66H94V64L96 65V64H98L99 62L102 64V62H101V60L100 61H97L99 58H98V56H95V55H97V53L99 54L100 53V36H102L101 35V31L99 30V24H101V20H103L104 19V16H103V19L101 18V16H102V14L104 15V13H102V11L104 12V11H106V10H104L105 9V7H107L108 6V4L106 3V1H104V0H51V2L49 3V1L50 0H46L47 2H48V4H46V2H45V0H43V2H42V0L41 1H39V0H32V1H34V2H32L31 0H29V1H31V2H27ZM54 1V3H52ZM80 1V2H79ZM85 1V2H84ZM98 1V2H97ZM104 1V2H103ZM238 1H241V0H238ZM42 2V3H41ZM45 2V3H44ZM61 2V3H60ZM63 2H65V3H63ZM204 2V0H201V4ZM10 3V4H9ZM15 3V4H14ZM18 3V4H17ZM30 5H29V4ZM35 3H37V5L35 4ZM38 3H39V5H38ZM40 3H41V5H40ZM51 3H52V5H51ZM56 3H60V5H58V6H60V12H59V10L58 9H56L58 6L56 5ZM88 3V4H87ZM94 3H95V5H94ZM98 3V4H97ZM107 4V5H104V4ZM209 3V2H208ZM237 4H240V2L238 3V2H236ZM234 4V7H236V8H238L239 6H237V4ZM8 4L10 5V6H8ZM11 4H12V6H11ZM46 4V5H45ZM66 4V5H65ZM74 4V5H73ZM85 5V6H83V5ZM25 5H26V7H25ZM28 5V6H27ZM49 5H51V6H49ZM55 5V6H54ZM102 5V6H101ZM20 6V7H19ZM29 6H31V7H29ZM41 7V9H43V10H46V11H43V10H41V9H39L40 7ZM53 6V7H52ZM69 6V7H68ZM88 6V7H87ZM100 6V7H99ZM103 6H104V8H103ZM117 6V4H115V6H114V8ZM11 7V8H10ZM24 7V8H23ZM32 7H34V8H32ZM37 7H39V8H37ZM46 8V9H44V8ZM51 7V8H50ZM62 7V8H61ZM78 7V8H77ZM82 7H83V9H82ZM98 7V8H97ZM146 7V8H145ZM202 6L200 5V8H201ZM212 7H215V6H212ZM10 8V9H9ZM47 8H50V10L49 9H47ZM54 9V11H53V9ZM66 8H68V9H66ZM72 8V9H71ZM81 8V9H80ZM103 8V9H102ZM117 9L119 8L118 6L116 7ZM116 8H115V14L113 13V16L115 15L116 17H114V18H119L121 15H124V17H126L125 15L127 14V18L129 17V14L128 13H125V12H123L122 13V11H121V8H119V10L117 11L116 10ZM148 7L146 6V5H144L143 6V8H141L142 10H144V11H141V9H137L136 10V14H137V12L139 13V14H137V17H138V15L140 16V17H144V18H140V17H138L137 19H143V21L145 20V18H146V20H145V22H143L144 23V25H142L143 27L144 26H146V24H149V25H147V26H150L149 28L148 27H145L146 29H140V27H142V26H140V23H142V20L140 21V20H137V22L139 23V27L137 26V24L138 23H136L135 25H136V27L135 28H133L131 25H132V18L131 19H129V20H131V23H130V21L128 20V22L127 21H125V18L123 17V16H121L119 19H124V20H119L120 22H122V24L123 25H125V23H127L126 24V27L127 26H130L129 28H133V30H135V29H138L139 28V30H135L136 32H138V31H140V30H149V29H152V30H155L153 27L156 25V24H153V20L154 21H156V19L158 18L157 16H160L159 15V13L158 12H160L161 10H163L162 12L164 13L165 12V10H164V8L162 9V7H160L161 9H159V8H153V10L151 9L150 10V8H149V10L148 11H152L153 13L156 11V13H154L155 15H152L153 13L152 12H148L146 9H147ZM243 8V12L245 11V12H247V9L245 8V7H242ZM11 9H13V11L11 10ZM26 9V10H25ZM29 9V10H28ZM31 9V10H30ZM36 9H38V11L39 12H41V11H43V12H41V13H39L38 11H36ZM71 9V10H70ZM102 9V10H101ZM245 9V10H244ZM9 10V11H8ZM15 10L17 11V13L15 12ZM75 10V11H74ZM79 10V11H78ZM83 10V11H82ZM98 10V11H97ZM139 10V11H138ZM157 10H160V11H158L157 12ZM231 11H234V10H236L235 8L234 9H230ZM30 11V12H29ZM35 11H36V14H35ZM81 11V12H80ZM101 11V12H100ZM141 11V12H140ZM13 12H14V14H13ZM38 12V13H37ZM51 12H53V13H51ZM59 13L60 14V17H59V15L58 14H56V13ZM117 12H120V13H122L121 15H116V14H120V13H117ZM135 12V11H134ZM144 12L145 13H149L150 15V17L148 18V15L147 14H144ZM160 13V14H163V13ZM204 12L206 13V11L204 10ZM227 12H229V9H228V11ZM244 12V13H245ZM7 13L10 15V17L12 18H10L8 15H7ZM45 13V15H43ZM64 13V14H63ZM95 13V14H94ZM99 13H101V16L99 15ZM141 13H143L142 15H141ZM203 13V12H202ZM6 14V15H5ZM16 14V15H15ZM18 14V15H17ZM30 14H31V16H30ZM33 14V15H32ZM39 14H41V15H39ZM46 14H47V16L48 17H46ZM64 15V17H61V16H63ZM81 14V15H80ZM156 14H158V15H156ZM165 14H167V12L166 13H164V15H162V17L160 18L159 17V19H158V21L160 20V19H162V20H160V23H164V24H166V25H164L163 23L160 25V27H162L161 29H160V27H157L160 31L162 30V31H164V32H162V33H160L159 32V30L156 28V26H155V28H156V30H157V32L159 33V34H161V35H159L157 32V34L161 37V38H159V36L158 35H155V37L153 36L155 33H153V32H155V31H150V33H153L152 34V37L153 38H149V36H151V34H149V36H147L148 38H147V41H148V43H149V41H150V47H149V44H148V46L147 45H144L146 48L148 47L149 49L152 47V46H158L157 44L159 43V46H158V48L160 47V44H161V47L163 48V43H164V41H170L171 42V40L172 39H167V38H165V36H166V34H165V32L168 34V31H170L171 29H169L170 27V22H167L166 23V20L168 19V14L165 16ZM20 15V16H19ZM35 15V16H34ZM39 15V16H38ZM51 15V16H50ZM54 15H56V17H54ZM96 15V16H95ZM99 15V16H98ZM147 15V16H146ZM152 15V16H151ZM204 15V14H203ZM8 16V17H7ZM16 16V17H15ZM24 17L23 19V21L21 20V18L22 17ZM29 16V17H28ZM34 16V17H33ZM37 16V17H36ZM41 16H43V17H46V18H49V19H46V18H43V17H41ZM68 16V17H67ZM78 16L80 17L81 16V18H78ZM118 16V17H117ZM153 16H155V17H157L156 19H154V17ZM165 16V17H164ZM168 16V17H167ZM200 16V17H199ZM19 17H20V19H19ZM31 17H33V19L31 18ZM41 17V18H40ZM51 17H52V19H51ZM58 17V18H57ZM74 17V18H73ZM98 17L100 18V19H98ZM152 17V18H151ZM163 17H164V19H166V20H164L163 19ZM198 17H199V19H201L202 18V14H198ZM7 18H10V19H7ZM13 18H15V19H17L18 21H17V23H16V25H20L21 26V28H20V26L18 27V26H15L14 24H13V21L12 20H15V19H13ZM26 18H28V19H31V21H29L28 19H26ZM60 18H63V19H60ZM78 18V19H77ZM87 18V19H86ZM126 18V19H127ZM130 18V17H129ZM170 18V17H169ZM40 20V22L42 23H40L38 20ZM44 19V20H43ZM55 19V20H54ZM58 19V21H56ZM76 19V20H75ZM85 19H86V21H85ZM89 19V20H88ZM150 19H152V20H150ZM4 20V21H3ZM19 20H20V23H19ZM34 20V21H33ZM41 20H43L45 23H46V25H48V27L47 26H45L44 27V22L43 21H41ZM48 20V21H47ZM50 20H53V21H50ZM60 20V21H59ZM66 20H68V22L66 21ZM72 20H73V23H72ZM77 20H78V22H77ZM118 20V19H117ZM147 20H150V22L149 21H147ZM12 21V22H11ZM16 21V20H15ZM15 21H14V23H15ZM24 21H25V23H24ZM29 21V22H28ZM50 21V22H49ZM61 21H62V23H61ZM64 21H65V23H64ZM76 21V22H75ZM92 21H94V22H92ZM125 21V22H124ZM147 21V22H146ZM162 21V22H161ZM167 21H169V20H167ZM7 22H10V23H8L7 24ZM21 22H22V24H21ZM34 23V25H33V23ZM39 22V24H37V23ZM49 22V23H48ZM71 22V23H70ZM82 22V23H81ZM100 22V23H99ZM188 22V21H187ZM6 23V24H5ZM23 23L24 24H27V23H30V24H28V27H27V25H23ZM53 23H54V25H53ZM55 23H57V24H55ZM76 23H77V25H76ZM88 25H87V24ZM103 23L105 24V21L103 20ZM155 23V22H154ZM3 24H5V26H3ZM10 24H12V25H10ZM32 24V27H30L29 25H31ZM51 24L53 25V27L51 26ZM58 24H61V25H59L58 26ZM63 24V25H62ZM74 24V25H73ZM79 24H81V25H79ZM150 24H152V25H154V26H152V25H150ZM41 25H43V28H42V26ZM76 25V26H75ZM163 25L165 26V27H163ZM12 26H14L13 28H12ZM37 26V27H36ZM38 26H39V28H40V30H38L39 28H38ZM50 26V27H49ZM55 26H57V27H55ZM105 26V25H104ZM3 27V28H2ZM17 27V28H16ZM30 27V28H29ZM55 27V28H54ZM82 29H81V28ZM84 27H85V30H84ZM7 28V29H6ZM24 28V29H23ZM32 28V29H31ZM36 29V31H35V29ZM47 28V29H46ZM50 28H51V31H50ZM57 28V29H56ZM80 28V29H79ZM96 28H97V30H96ZM128 28V27H127ZM148 28V29H147ZM166 28V29H168V31H166V29L164 30V29ZM10 29L12 30V32H10ZM15 29V30H14ZM20 29V30H19ZM21 29L23 30V31H21ZM27 29H28V31H27ZM34 29V30H33ZM49 29V30H48ZM73 29V30H72ZM89 31H88V30ZM198 28L196 27L194 30H193V34L195 33V35H193L194 37V43L192 44V48H193V51H192V53L193 52H195V49L197 50L196 52H195V55L194 56H192V54H191V50H192V48H187V49H189V50H187V49H185L184 51H182V52H185L184 54H182V57L183 58H185L186 59V61L182 58V57H180V59H181V61L178 63V65L183 61V65H182V63H181V66H186L187 68H189V69H187V68H185V70L187 69V71L189 70V71H192V69H193V71L190 73L189 71H188V73H187V71L185 72L187 75H189V76H187V79L189 78V77H191L190 79H188L189 81L190 80H192L193 79V77L194 76H197V74H198V70L196 71L197 72V74L194 72V70H196V68L198 69V66L200 67L201 66V62H199V59L198 58H200L201 56H197V55H199L200 53H203L204 51H203V46H204V41H205V39H207V37L206 38H204V36L202 37V34L203 33H201V31L198 29ZM4 30H6V31H4ZM18 30H19V32H18ZM31 30V31H30ZM45 30H47V31H49L50 33H51V36L49 37V35L47 34L48 32L47 31H45ZM53 30V31H52ZM61 30V31H60ZM82 30V31H81ZM4 31V32H3ZM7 31H9V32H7ZM15 31V32H14ZM30 31V34H28V32ZM37 31H39V32H37ZM41 31V32H40ZM42 31H43V33H42ZM56 31V33H54ZM63 31V32H62ZM88 31V32H87ZM196 31H200V35H201V37L199 36V34H196L197 32ZM14 32V33H13ZM21 32H23V33H21ZM34 32V33H33ZM35 32H36V34H35ZM45 32V33H44ZM47 32V33H46ZM58 32V33H57ZM60 32V33H59ZM64 32H66V33H64ZM78 32V33H77ZM189 32H191V31H189ZM5 33V34H4ZM9 33V34H8ZM11 33V34H10ZM16 33H18V34H16ZM19 33H20V35H19ZM27 34V38H26V35H24V34ZM32 33V34H31ZM40 33V35L42 34V36H44V37H42V36H40V35H38ZM49 33V34H50ZM62 33V34H61ZM68 33V34H67ZM73 33H75V35L73 34ZM82 33V34H81ZM118 33V34H117ZM116 33V30H113V32L111 33V32H106V35H109V36H107V37H110V39L112 38V40H114L115 39V43H117L118 45H116L117 46V48H116V46H115V48H114V45L113 44H111L112 46H113V48L114 49H110V46L108 45V47L109 48H107V46H106V48H104V52H102V54H100L99 55V57H100V59L102 58V56L104 57V59H105V57L107 58V56L109 55L110 56V54L112 55V57L110 58L109 56H108V59H106V60H103V58H102V61H103V63H111L110 62V60H112V62L113 61H115L114 59H112V58H114L113 56H114V53H116V52H114L115 51V49L116 50H118V51H120V52H122V54L120 53V55H119V57L116 59V61L115 62H122V57H123V59L125 58V55H124V53H126V56H128V54H129V52H128V54H127V52H126V49H124L123 50V46H120L119 44H121L122 45V43H121V36L122 35H120L119 34V32H117ZM9 35V38H8V35ZM13 34H14V36H13ZM16 34V35H15ZM22 34V35H21ZM35 34V35H34ZM44 34V35H43ZM45 34H47V37H46V35ZM65 34H67V35H65ZM111 34V35H110ZM115 34L117 35V36H115ZM146 33H144V35H145ZM165 34V35H164ZM3 35V36H2ZM5 35V36H4ZM32 35H34L33 37V40L32 41H35V43L34 42H32L31 41V39H32ZM39 37H38V36ZM59 35H60V37H59ZM95 35V36H94ZM164 35V36H163ZM191 35V34H190ZM7 36V37H6ZM10 36H11V38H10ZM16 36V38H14ZM19 36H22V37H20L19 38ZM24 36V37H23ZM31 36V37H30ZM67 36V37H66ZM75 36V37H74ZM76 36H77V38H76ZM90 36V37H89ZM113 36V37H112ZM114 36H115V38H114ZM118 36H120V37H118ZM189 36V35H188ZM195 36H197V42H196V37ZM4 37H6V39H7V41H1V39L3 38V40H6ZM53 37V38H52ZM55 37H57V38H55ZM64 37H66V38H64ZM98 37V38H97ZM120 38V39H118V41H117V38ZM158 37V38H157ZM163 37V38H162ZM166 37H169L168 35L166 36ZM186 37V36H185ZM199 37H200V39H199ZM18 38V39H17ZM31 38V39H30ZM35 38L36 39H38V40H35ZM40 38H42V39H40ZM46 38V39H45ZM49 38V39H48ZM55 38V39H54ZM75 38V39H74ZM96 40H95V39ZM157 38V39H156ZM177 38V37H176ZM183 38V39H182ZM187 38V37H186ZM186 38H184V37H178V39L177 40H175L174 42H173V44H175V45H177L176 43H179L180 41L181 42H183V40L185 39L186 40ZM9 39H10V41H9ZM20 39H24V41H25V39H26V41L25 42H21V41H23V40H20ZM53 39H54V42H53ZM59 39H60V41H59ZM70 39V40H69ZM124 39H126V38H123V40ZM148 39H150V40H148ZM160 41H159V40ZM167 39V40H166ZM182 39V40H181ZM14 40L16 41V43L14 42ZM18 40H20V41H18ZM40 40H42V41H40ZM61 40H62V42H61ZM72 40H73V42H72ZM76 40V41H75ZM83 40V41H82ZM152 40H154L155 41V43H152ZM13 41V42H12ZM46 41V43H45V45L44 46H46V48L44 47L43 48V45L42 46H40L41 44L39 43V42H42V44H44V42ZM52 42V44L54 45V46H52V44L50 45V44H48L47 45V42ZM59 43H58V42ZM66 41H70V42H66ZM140 41V40H139ZM147 41H145V44H147ZM153 41V42H154ZM159 41V42H158ZM176 41H178V42H176ZM186 41H188V40H186ZM184 42V43H182L183 44V46L184 47H187V46H189V44H188V42ZM231 41L232 40H230V42H229V40H227V42H226V44H229V43H231ZM18 42H21L19 45H18ZM31 42V43H30ZM48 42V43H49ZM56 42V43H55ZM84 42V43H83ZM114 42H112V43H114ZM120 42V43H119ZM161 42V43H160ZM196 42V43H195ZM11 43H13V44H11ZM15 43V44H14ZM29 43H30V45H29ZM33 43V44H32ZM39 43V44H38ZM64 43H65V45H64ZM114 43V44H115ZM153 45H152V44ZM6 44V45H5ZM16 44L18 45V46H16ZM27 44V46L28 47H26V48H24L25 47V45ZM70 44V45H69ZM180 45H181V43H179ZM179 44H178V46H179ZM8 45H10V46H8ZM13 45V46H12ZM32 45V46H31ZM34 45H35V47L37 48H35L34 47ZM50 45V46H49ZM69 45V46H68ZM99 45V46H98ZM126 45V44H125ZM141 45H143L142 43H137L136 44V46L137 47H140L141 48ZM193 45H194V47H193ZM197 45H199V46H197ZM8 46V47H7ZM20 46V47H19ZM39 46H40V49H39ZM52 46V47H51ZM56 46H57V48H56ZM82 46H83V48H82ZM95 46V47H94ZM112 46H111V48H112ZM120 48H119V47ZM182 45L180 46L181 48L183 47ZM5 47V48H4ZM10 47H13V48H11V51H8V50H10ZM23 47V48H22ZM30 47V51H29V48ZM32 47H34V48H32ZM56 48V49H54V48ZM65 47V48H64ZM160 47V48H161ZM172 48H176L177 46H174L173 47V45L171 46ZM191 47V46H190ZM195 47H199V49H201V52L198 50V48H195ZM226 47H230V46H226ZM2 48H4L3 50H2ZM7 48V50H5ZM22 49V51H21V49ZM49 48V49H48ZM63 48V49H62ZM82 48V49H81ZM121 48H122V51H121ZM181 48H179V47H177L174 51L176 52H178V50L180 51L181 50ZM13 49V50H12ZM16 49V50H15ZM19 49V50H18ZM31 49L32 50H34V51H31ZM41 49L42 50H44V52L43 51H41ZM46 49V50H45ZM68 49V50H67ZM86 49V50H85ZM105 49H108L109 51H110V54H106V53H109V51L108 50H106L107 52H105ZM183 49V48H182ZM24 50V51H23ZM28 50V51H27ZM36 50V51H35ZM41 52H40V51ZM47 50H48V52H47ZM51 50H53L52 51V53H51ZM136 50V49H135ZM138 50L139 49H137V52L136 51H131L132 53H133V55L134 56H137V59H140L139 61L141 62V61H143V59L142 58H140L142 55H143V51H140L139 50V53H142V54H139L138 53ZM162 50V49H161ZM23 52V53H20V52ZM50 51V52H49ZM64 53H63V52ZM68 51V52H67ZM93 53H92V52ZM114 53H113V52ZM190 53H189V52ZM5 53V54H3V53ZM8 52V53H7ZM11 52H13V53H11ZM30 52L34 55H37L36 57H37V61L35 60L36 58H33V55H31L30 54ZM36 52H37V54H36ZM45 52H47V53H45ZM59 52V53H58ZM66 52V53H65ZM87 52V53H86ZM112 52V53H111ZM187 52V53H186ZM198 52H200V53H198ZM26 53V54H25ZM40 53L42 54V55H40ZM58 53V54H57ZM61 53V54H60ZM105 53V55H103ZM167 53V54H166ZM165 53V55L166 56H170V54H169V52H166ZM197 53V54H196ZM3 54V55H2ZM8 54H9V56H8ZM13 56V57H11V55ZM14 54H17V55H14ZM19 54H21L20 56H18ZM39 54V55H38ZM48 54H50L51 55V57H50V55H48ZM55 54H56V56H55ZM137 54V55H136ZM186 54V57H184V55ZM187 54H189V55H191V56H187ZM194 54V53H193ZM24 55H27V56H29V57H25ZM35 55H34V57H35ZM44 55V57H42ZM53 55H54V57H53ZM61 55V56H60ZM132 54H130V56L132 57L133 56ZM138 55H141V56H139L138 57ZM201 55V54H200ZM7 56V57H6ZM18 56L20 59H18V65L16 64L17 62L16 61H12V60H16V57ZM21 56H24L25 58H27V59H25L24 57H21ZM31 56V57H30ZM58 56V57H57ZM61 57V59H60V57ZM93 56V57H92ZM130 56L128 57V58H130ZM133 56V57H134ZM181 56V55H180ZM82 57V58H81ZM120 57H121V59H120ZM192 57H195V58H197V60L195 59V58H193L194 60L193 61H191L192 59ZM21 58H23L24 59V64L26 65H24L23 64V59H21ZM40 58V59H39ZM42 58V59H41ZM47 58V59H46ZM48 58H50V61H49V59ZM84 58V59H83ZM96 58V59H95ZM110 58V59H109ZM188 58L190 59V60H188ZM2 59V60H1ZM4 59V60H3ZM30 59V60H29ZM44 59V60H43ZM46 59V60H45ZM121 60V61H119V60ZM126 59H127V57H126ZM131 59V58H130ZM134 61H137V59L134 57ZM167 59V58H166ZM166 59H164V60H166ZM22 60V61H21ZM43 60V61H42ZM82 60V61H81ZM109 62H108V61ZM195 60L198 62V66L196 65L197 63L195 62ZM3 61V62H2ZM12 61V62H11ZM21 61V62H20ZM31 61H32V63L33 64H31ZM35 61V62H34ZM49 61V62H48ZM55 61V62H54ZM81 61V62H80ZM190 63H189V62ZM6 64H5V63ZM11 62V63H10ZM16 62V63H15ZM20 62V63H19ZM27 62H28V65H27ZM46 64H45V63ZM77 62H79V63H77ZM86 62H88V63H86ZM98 62V63H97ZM161 62V63H160ZM159 63H160V66L159 67H156L157 69H154L153 67L151 68V70H154V72H156L157 73V71H159L160 70V67H162L161 65H162V62H163V60L162 61H160ZM185 62V63H184ZM206 62V61H205ZM38 63V64H37ZM42 63H43V65H42ZM56 63H58V64H56ZM61 63V64H60ZM70 63H72V64H70ZM164 63V62H163ZM193 63H196L195 65H192ZM207 63V62H206ZM19 64H21L22 66L20 67V65ZM35 64V66L36 65H38V66H36V67H39L38 69L35 67V66H32V67H30L31 65H34ZM81 66H80V65ZM188 64H190V65H188ZM42 65V66H41ZM71 65H73V66H71ZM79 65V66H78ZM206 65V64H205ZM15 66V67H14ZM18 66V68H17V71L15 70L16 69V67ZM25 66V67H24ZM51 66H53V67H51ZM71 68H70V67ZM76 66V68H74ZM83 66V67H82ZM158 66V65H157ZM193 66L195 67V66H197V67H195V69L193 68ZM20 67V68H19ZM35 67V68H34ZM56 67V68H55ZM171 67V68H170ZM225 67H227V65H225L223 68L225 69H223V71L224 72H227L228 71V67L227 68H225ZM8 68V69H7ZM30 68H31V70H30ZM34 68V69H33ZM68 68H70V69H68ZM78 68H80V69H78ZM3 69V70H2ZM12 69V70H11ZM20 69V70H19ZM24 69V70H23ZM45 71H44V70ZM75 69H76V71H75ZM81 69H84V70H81ZM165 69V68H164ZM173 69V66H169V68L168 69H166L167 71L169 70V71H171ZM207 69H208V71H209V68L207 67ZM206 69V70H207ZM215 69V68H214ZM222 69V68H221ZM6 72H5V71ZM23 72H22V71ZM27 70V71H26ZM38 70V71H37ZM49 70H50V72H49ZM56 70V71H55ZM60 70V71H59ZM150 70V71H151ZM155 70H157V71H155ZM227 70V71H226ZM20 72V74L18 73L17 74V72ZM25 71V72H24ZM33 73H32V72ZM63 71V72H62ZM67 71V72H66ZM73 71H74V73H73ZM166 71V72H167ZM13 72V73H12ZM22 72V73H21ZM58 72V73H57ZM65 72V73H64ZM73 74H72V73ZM84 72V73H83ZM153 72V73H154ZM165 71H164V74L166 73ZM4 73V74H3ZM6 73V74H5ZM12 73V74H11ZM30 73H32V74H30ZM52 73V74H51ZM61 73V74H60ZM69 73H70V76H69ZM82 73V75H83V77H82V75H80ZM151 73H152V71H151ZM156 73H154L153 75H151L152 76V79L151 80H154L155 78H157L156 76H158ZM28 74V75H27ZM35 74V75H34ZM40 74V76H38ZM42 74H43V77H42ZM44 74H46V75H44ZM48 74V75H47ZM50 74V75H49ZM155 74H156V76H155ZM193 74H195V75H193ZM3 75H5V76H3ZM51 75H52V77H51ZM72 75H74L75 77L77 76L80 80V82H78V78H75L74 76H72ZM193 75V76H192ZM3 78H2V77ZM7 76V77H6ZM20 76V77H19ZM36 76V77H35ZM48 76H49V78H48ZM61 76V77H60ZM154 76V77H153ZM18 77V78H17ZM26 77H27V79H26ZM30 77H31V82H33V86L34 87H32V83L30 82ZM41 77V78H40ZM46 77V78H45ZM54 77H56V78H54ZM72 77V78H71ZM20 78V79H19ZM32 78H34V79H32ZM41 79V82L43 81V79H47V80H44L45 81V83H44V81H43V83L44 84H42L41 82H40V79ZM53 78V79H52ZM60 78V79H59ZM67 78V79H66ZM74 78V79H73ZM83 80H82V79ZM89 78V79H88ZM151 78V77H150ZM195 78V77H194ZM3 79V80H2ZM39 79V80H38ZM58 79V80H57ZM69 79V80H68ZM75 79H77V80H75ZM158 79V78H157ZM5 80V81H4ZM26 81V83H24L25 81ZM33 80V81H32ZM66 80V81H65ZM70 80H74V82L73 81H71L70 82ZM194 80V79H193ZM192 80V81H193ZM11 83H10V82ZM16 81H18V82H16ZM46 81H47V84H46ZM57 81V82H56ZM69 81V82H68ZM16 82V84H15V86H17L16 88L14 87V83ZM27 82H29V84L27 83ZM36 82H38V83H36ZM50 82V83H49ZM68 82V83H67ZM76 82H77V84H76ZM89 82V83H88ZM19 83V84H18ZM22 85H21V84ZM23 83H24V85H23ZM68 84V85H66V84ZM80 83V85H78ZM11 84V85H10ZM26 84V85H25ZM30 84H31V88H33V89H31L30 88ZM38 84H39V86L41 87V88H43V89H41L40 88V90L38 89L39 88V86H38ZM52 84V85H51ZM58 86H57V85ZM72 84V85H71ZM75 84V85H74ZM7 85V86H6ZM8 85H9V87H8ZM20 85V86H19ZM46 85V86H45ZM48 85V86H47ZM54 85V86H53ZM73 86V87H71V86ZM1 86H2V88H1ZM11 86V87H10ZM13 86V87H12ZM21 86H24V88L23 87H21ZM38 86V87H37ZM44 86V87H43ZM64 86V87H63ZM66 86V87H65ZM68 86V87H67ZM77 86H80L79 88H77ZM89 86V87H88ZM6 87V88H5ZM37 87V88H36ZM48 88V91L46 90L47 88ZM52 87H56V89H54V88H52ZM64 89H63V88ZM78 89H76V88ZM4 88V89H3ZM8 88V89H7ZM10 88V89H9ZM50 88L52 89V90H50ZM59 88V89H58ZM67 88V89H66ZM4 91H3V90ZM14 89H15V91H14ZM20 89H21V91H20ZM23 89V90H22ZM27 89H29V90H27ZM35 89H37V90H35ZM44 89H45V94L46 95H48L47 97H46V95H44V93H40V92H44ZM71 89H73V91L71 90ZM75 89V90H74ZM39 90V91H38ZM54 90V91H53ZM67 91V93L68 94H66V91ZM77 90V91H76ZM8 91H9V93L10 92H12V93H10V94H8ZM22 91H23V93H22ZM24 91H25V93H26V97H25V93H24ZM27 91V92H26ZM28 91H29V94H31V96L33 97H31L29 94H28ZM34 91V93H33V95H32V93L31 92H33ZM35 91H38L40 94H42L41 96L40 95H38V92L36 93ZM52 91V93H50ZM62 91H64L65 93H63ZM15 92H17V93H15ZM48 92V93H47ZM53 92H55V93H53ZM58 92V93H57ZM65 94L66 95V97L62 94ZM79 92V93H78ZM2 93H4V94H2ZM14 93V94H13ZM19 93V94H18ZM60 93L62 94V95H60ZM77 93V94H76ZM10 95V97H12V96H14V98H9V96L8 95ZM37 94V95H36ZM51 94V95H50ZM52 94H54V95H52ZM5 95V96H4ZM12 95V96H11ZM15 95H16V97H15ZM19 95H20V97H22V98H20L19 97ZM57 95V96H56ZM77 95V96H76ZM25 97V99H24V97ZM38 96V97H37ZM42 98V100H40L41 98ZM49 96H51V97H49ZM56 96V97H55ZM58 96H60L62 99L60 100V97H58ZM75 96V97H74ZM5 97V99H3ZM17 97H19V98H17ZM28 97V98H27ZM57 98V100L55 99V98ZM6 98H9V100L8 99H6ZM16 98V99H15ZM30 98V99H29ZM31 98H32V100H31ZM36 98V99H35ZM58 98H59V100H60V102L61 103H59V101H58ZM67 98V99H66ZM10 99H11V101H10ZM18 99V100H17ZM19 99H23V101H21L20 100V102L21 103H19ZM48 99V100H47ZM51 101H50V100ZM64 99H66V100H64ZM5 102H4V101ZM7 100V101H6ZM15 100H17L16 101V106L14 105V107H13V105L12 104H15ZM24 100H25V102H24ZM36 100H38V102L40 103L41 101V104H39V103H37V101ZM54 100V101H53ZM72 100V101H71ZM74 100V101H73ZM35 102V103H32V102ZM44 101V102H43ZM47 101L49 102V103H47ZM58 101V102H57ZM62 101H63V105H62ZM66 101H68L69 103H71V105L69 104L68 105V102H66ZM10 102H11V105H9L10 104ZM22 102H24V104L22 103ZM30 103V106H28L29 104L28 103ZM52 102H55V104L54 105H52L53 103ZM82 102V103H81ZM9 103V104H8ZM19 103V104H18ZM34 104V105H32V104ZM42 103H44L43 105H42ZM56 103H59V104H57V105H59V110L60 109H62V111L60 112L59 110H58V106L56 105ZM67 103V104H66ZM6 104V105H5ZM37 104V105H36ZM50 105V108L52 107V109L54 110V112H53V110H50L49 112H51L50 114L48 113V112H46L47 111V109L49 108V105ZM8 105V106H7ZM21 105V106H20ZM26 106V108L27 109H25V108H22V107H25ZM41 105V106H40ZM52 105V106H51ZM55 105H56V107H55ZM67 105V106H66ZM32 106H33V108L35 109H33L32 108ZM44 107V108H41V107ZM48 106V108H46V107ZM62 106V107H61ZM4 107H8L9 109H7L6 108V110L9 112V114L7 113V111L5 110V108ZM10 107H12L11 108V110H10ZM18 107H21L22 109H18L17 110V108ZM29 107V108H28ZM68 107V108H67ZM73 107V108H72ZM55 108V109H54ZM14 109H16L17 111H14ZM37 109V110H36ZM65 109H68V110H65ZM2 110H4V111H6V113L4 112V111H2ZM10 110V111H9ZM25 112H23V111ZM29 110V111H28ZM32 110V111H31ZM40 110V111H39ZM42 110H43V112L45 111L46 112V116H42V115H44L43 114V112H42ZM59 111L60 113H62V112H64L63 113V115H65V116H63L62 114H61V116H63V118L64 117H66L67 116V120L66 119H64V121L66 120V123H64V124H61L62 125V127H59V122H57L58 120H57V116H58V114L60 115V113L59 112H57V111ZM2 111V112H1ZM37 113H36V112ZM55 111H56V116L55 115H53L54 113H55ZM11 112H13V113H11ZM17 112V114H15V113ZM20 112V113H19ZM32 113L31 115L29 114V113ZM39 112H41V117H44L43 119L41 118V117H39L40 115H39ZM2 113H4V114H2ZM11 113V114H10ZM22 113H24L23 115H22ZM36 113V114H35ZM48 113V114H47ZM20 114V115H19ZM29 114V115H28ZM33 114L34 115H36L37 116V118H36V116H33ZM7 115V116H6ZM10 115H11V120H9V121H6V120H8L9 119V117H10ZM18 116V118L19 117H21V115H22V118H19L20 119V121L18 122V124L20 123V127H18L19 125L17 124V116ZM47 115L49 116V117H47ZM50 115H52V116H55V117H51ZM70 115V116H69ZM72 115V116H71ZM9 116V117H8ZM27 116V117H26ZM32 118H31V117ZM61 116L59 117L60 119H61ZM5 117V118H4ZM14 119H13V118ZM24 117V118H23ZM25 117H26V119H25ZM33 117H35V118H33ZM50 117H51V119H50ZM3 118H4V120H3ZM8 118V119H7ZM49 120H52V119H55V120H52V121H49V122H47L48 121V119ZM13 119V120H12ZM16 119V120H15ZM23 119V120H22ZM28 119H29V122H27L28 121ZM31 119H34V121L33 120H31ZM46 120V121H42V120ZM59 119V120H60ZM14 120H15V122H14ZM24 120H26V122H23ZM38 120V121H37ZM41 120V124L40 125H38V123H40L39 121ZM57 120V121H56ZM70 120V121H69ZM1 121H3V122H1ZM4 121L6 122V123H4ZM36 121V123H34L33 124V122H35ZM54 121H56V124L57 125H53V126H51L52 124L51 123H53ZM63 121V120H62ZM7 122H11L10 124H8V126H7ZM16 123V124H14V123ZM21 122H23V123H21ZM38 122V123H37ZM46 122L48 123L47 125H49V126H51V128L49 127V126H47V128L49 127L50 128V130H52V128H55V130L53 129V131H51L52 132V134H50L51 132H49L50 130L48 129V131H47V128L45 129V127H43V126H46ZM28 123H32L31 125H32V127L30 126V124H28ZM43 123V124H42ZM55 123V122H54ZM63 123V122H62ZM67 123H69L68 125H67ZM12 124H14V125H12ZM24 124V125H23ZM26 124V125H25ZM27 124H28V127H27ZM36 124V125H35ZM7 126V128H6V126ZM13 126V128H11V126ZM23 125V126H22ZM38 125V126H37ZM60 125V126H61ZM15 126V127H14ZM16 126H17V128H16ZM54 126H56V127H54ZM24 127H26V128H24ZM33 128V129H31V128ZM37 129H36V128ZM40 127H42V130H44L45 131V133H46V131H47V134H48V136L45 134L44 135V131H42L41 132V134L39 133L40 131L39 130H41V128ZM3 128H4V132H3ZM7 130H6V129ZM12 129V131L10 130V129ZM15 128H16V130H15ZM19 128H21V130H23V131H19ZM40 128V129H39ZM44 128V129H43ZM59 128H63V129H59ZM9 129V130H8ZM14 129V130H13ZM28 129H30V130H28ZM36 131H35V130ZM57 129V130H56ZM59 130V131H58ZM62 130V131H61ZM11 131V132H10ZM14 131V132H13ZM25 131H26V133H25ZM31 131H33L34 133L35 132H37L36 134H37V137H35V135H34V133L32 132L31 133ZM57 131H58V133H57ZM61 131V132H60ZM6 132H7V134H6ZM15 132H18L17 134H21V136H24V137H22L21 138V136H17L16 135V133ZM11 133V134H10ZM15 133V134H14ZM27 133H28V135H27ZM55 133V134H54ZM9 134V135H8ZM23 134V135H22ZM29 134H31V135H29ZM33 134V135H32ZM50 134V135H49ZM63 134V135H62ZM5 135H6V138H5ZM10 135H12V137H9ZM13 135H15V136H13ZM39 135H41V137H38ZM43 135H44V137H43ZM28 136H29V138L31 137V136H34V137H31L32 138V141H31V139H29L28 138ZM46 136V137H45ZM51 136H52V138H51ZM18 137H20V138H18ZM49 137H50V139H53V142H54V144H56V146L55 145H52V140H48L49 139ZM12 140H11V139ZM14 138V139H13ZM40 138V139H39ZM21 139H22V141H21ZM37 139V140H36ZM43 139H45V140H43ZM16 140H18V141H16ZM27 140V141H26ZM30 140V141H29ZM46 141V142H48V144L45 142V144L47 145V147H45L46 145L45 144H43L44 142H38V141ZM13 143H12V142ZM16 143H15V142ZM24 141H26V142H24ZM35 141H36V143H35ZM51 141V142H50ZM6 142H9L10 143V145L13 147H11V146H9V144L7 143L6 144ZM22 142V143H21ZM26 144H24V143ZM29 142H31V143H29ZM29 143V144H28ZM4 146H3V145ZM14 144L16 145L17 144V147L15 146L14 147ZM22 144H24L25 146H27V147H25L24 145H22ZM33 144V145H32ZM36 144V146H37V144H38V146L36 147H34V145ZM41 144V145H40ZM51 144V145H50ZM8 145V146H7ZM21 145V146H20ZM31 147H30V146ZM45 145V146H44ZM24 148H23V147ZM32 146H33V149H32ZM55 146V147H54ZM9 147H11V148H8ZM45 147V151L43 150V148ZM16 150H15V149ZM19 148V150H17ZM57 148V149H56ZM12 149V150H11ZM25 149V150H24ZM29 149H31V150H29ZM52 149H54L53 151H52ZM16 151V155H15V151ZM49 150V151H48ZM11 151H13V153L11 152ZM47 151V152H46ZM20 152V153H19ZM50 152H53V153H50ZM8 153H11L12 154V156L13 155H15L14 157H11V156H7V154ZM4 154H5V156H4ZM11 154H9V155H11ZM49 154V155H48ZM23 155L25 156V154L23 153ZM7 156V157H6ZM16 156H17V158L19 157V159H17L16 158ZM54 157H56V156H54ZM47 158V159H46ZM54 160H53V159ZM23 159H25L24 157H23ZM6 160V159H5ZM14 160V161H15ZM22 160V159H21ZM6 162V161H5ZM2 163V164H1ZM49 165H50V163H48ZM47 164V165H48ZM2 166V167H1ZM48 167V169L50 170L52 167H49V166H47ZM47 169V172L49 171ZM4 171V173H6L5 175H3V171ZM52 170V169H51ZM51 172L52 171H50V172H48L47 174H51ZM25 174L24 175H26V172H24ZM23 174V173H22ZM21 174V175H22ZM1 175H3L2 177H1ZM7 175V176H6ZM10 175H11V177H10ZM7 177L8 178V176H9V179H7V178H5V177ZM41 176H43L44 177V175H40V177H39V175L37 176V177H39V178H42V182H45L44 180H45V178H43V177H41ZM4 177V178H3ZM36 177V178H37ZM17 178V177H16ZM15 178V179H16ZM39 178H37L36 179V181L38 182V179ZM4 179V180H3ZM21 180H22V178H20ZM19 179V180H20ZM6 180V181H5ZM40 181V180H39ZM41 182V181H40ZM18 183V182H17ZM15 184V183H13V185H7V184H0V189H1V191L3 192V194L1 193V191H0V198H2V196H3V198L0 200V203L2 202V201H4V202H2L1 204H0V212H1V214H0V247H1V249L2 250H0V264H14V262H16L15 264H18L19 262V264H31V262H33L32 264H44V260H46V259H48V260H46L47 261V264L48 263H51V264H70V262L72 261V263L71 264H98V262H99V264L101 263V264H118V263H120V264H122L123 262H125V264L127 263V264H136V263H138L139 262V264H144V263H146V264H153V262H154V264H183V262H184V264H188V262H189V264H196V262H198V259H200V261L199 262H201V264L203 263V264H214L215 263V260L216 261H218L219 260V262L217 263L216 262V264H219L220 262V264H234L235 262H234V260H231L232 259V257H231V259H230V257L229 256H231L230 255V253L227 251V250H224L225 249V246H227L226 244L229 242V241H232V239L230 240L229 238H230V235L228 236L227 234H226V237L225 236H223V238L225 237V241L222 239V237H221V235L219 234V227H218V225H212V224H210L209 223V225H208V223H207V225L208 226H206V224L204 223L205 221H204V219L206 220V217H204V219L203 218H201L202 216H204V215H202V216H200V215H198V216H196L194 219H193V221L191 220V221H189L190 223H187V225L189 226H191V223L192 222H194V223H196V224H194V223H192V226H191V229L192 230H195V232L193 233L192 232V234L193 235H195L194 237L196 238V240H195V238L193 237V236H191L190 234H191V230H190V226L188 227L187 225H185L184 226V228H183V230L180 232V236L178 237V243L176 242V244H175V248H174V246H173V248L171 249H169V248H166L165 246H164V243H163V239H161V238H157L156 236H157V234H159L158 232H157V234H156V226H153V224H149V223H143L144 224V227L143 228H140V227H142V225L140 226V224L139 225H137L136 223L134 224V223H127V221H129L126 217H125V215L127 216V213L126 212H123V217H120V218H122V219H124V222H123V226L124 227H122V226H120L119 228H115L116 229V231H115V229H114V227L113 228H111V225L109 226L108 224H114V222H113V220L115 219V218H117V216H119V214H117V212L118 213H120V211H118L119 209V207H116V205L114 204L116 201H114V203L111 201V202H109V204H108V206H104L102 209H101V211L103 212H101L100 211V209L99 210H97L96 211V208H93V211H91V209H90V211L92 212L91 214L92 215H94L93 214V212H95L96 211V213L95 214H97V215H101V217H98L97 215H96V217L95 218H102V219H97V220H94V217L92 216V218H91V220L90 221H87V223H86V220H85V222H84V220L83 219H86V217L84 218V216L86 215V213H85V215H84V213H82V211H81V215L79 214V212L77 211V214H76V217L74 218V212L75 211H72L71 212V210H66V211H68V212H66L65 211V218H64V220L66 219H69V220H63L62 222L61 221H59L57 218H56V214H54L55 213V211H54V213H52V211H53V208L52 209H49V208H45V209H43V207H41V206H39V208H38V205H37V209L39 210V212H38V210H32L33 209V205H32V199H34V197L31 195V199L30 198H28L29 196H25L26 194H24L22 197H21V195L23 194V193H25V189L24 188H26V186L28 187V186H30V184H28V185H26V186H24V188L23 187H21V190L23 191H21V190H19V189H17V187H19L18 186V184ZM15 184V185H14ZM34 184V183H33ZM33 184H31V186L33 185ZM2 185H4V186H2ZM7 186V190H6V186ZM2 186V187H1ZM13 186L17 189L16 190V193H15V188L13 189ZM46 185H44V183H42L41 184V188H43L45 191H46V188L48 189V187L46 186ZM11 187V188H10ZM45 187V188H44ZM3 188H5V189H3ZM23 188V189H22ZM3 189V190H2ZM9 189H11V191H9ZM12 189H13V191H12ZM5 190H6V192H5ZM18 190H19V192L21 193H19L18 194ZM61 190V189H60ZM60 190H59V188H57L56 189V191H55V193L57 192V191H59L60 192ZM8 191L9 192H13V193H8ZM32 192H34V191H32ZM47 192V191H46ZM78 192V191H77ZM77 192L76 191H69V192H67V193H64L65 194V196L66 197H64V198H66L68 201H67V204H71V203H68V202H71V196H72V198L74 199V198H77V197H79L80 196V192H78V194H79V196H78V194H77ZM7 195H6V194ZM58 193V192H57ZM60 193H62V190H61V192ZM59 193V194H60ZM74 193H76V195L74 194ZM91 193H93V192H91ZM94 193H98L99 194V196H100V193L98 192V191H95ZM9 194H11V195H9ZM15 194V195H14ZM68 194H70V196H68ZM96 194H94V195H96ZM98 194H97V196H93V197H91V194H90V198H93V199H95V198H98ZM4 195H5V197H4ZM12 195H14V196H18L17 198H15L14 196H13V198H12ZM37 195H40L39 193H37ZM75 195V196H74ZM93 195V194H92ZM67 196H68V198H67ZM11 197V199L9 200V198ZM24 197H26V198H24ZM40 197V196H39ZM46 197H48V195L46 196ZM19 198V199H18ZM28 198V199H27ZM4 199H6V200H4ZM14 199V200H13ZM16 199H18V200H16ZM22 199H24V201L22 200ZM28 201H27V200ZM48 199V198H47ZM11 200H12V202H11ZM29 200L31 201L30 203H29ZM6 201V202H5ZM11 202V204H10V202ZM15 201V202H14ZM18 201V202H17ZM119 201V200H118ZM9 202V203H8ZM19 202H20V204H19ZM21 202H23V203H21ZM27 202V203H26ZM119 202H121V201H119ZM4 203H6L5 205H3ZM8 203V204H7ZM24 203H25V206H26V208L24 207ZM117 203V202H116ZM10 204V206H8ZM14 204V205H13ZM21 204L23 205V206H21ZM113 204V205H112ZM7 205V206H6ZM27 205L29 206V207H27ZM31 205V206H30ZM5 206V207H4ZM13 206V207H12ZM14 206H16V209H15V207ZM8 207H10V208H8ZM21 207H23L22 209L23 210H21L20 208ZM111 207V208H110ZM1 208H2V210H1ZM3 208H4V210L6 211V213L9 211L10 213H7V215H6V213L4 212V210H3ZM14 208V209H13ZM108 208V209H107ZM7 209H9V210H7ZM29 209H31L32 210V212H31V210H29ZM49 209V213H50V215H49V213H47L46 214V212H47V210ZM105 209H107V210H105ZM28 210V211H27ZM44 210H46L45 212H44ZM51 210V211H50ZM110 210V211H109ZM112 210H113V212H112ZM12 211V212H11ZM14 211V212H13ZM19 211V212H18ZM22 211V212H21ZM38 213H37V212ZM104 211H106V212H108V214H106V212H104ZM4 212V213H3ZM21 212V213H20ZM30 212V213H29ZM43 212V213H42ZM56 212H57V214L59 213V212H61L60 210H56ZM72 213V215H71V213ZM97 212H99V213H97ZM109 212H110V214L111 213H113V214H109ZM114 212H115V214H114ZM2 213L4 214V216L2 215ZM16 213V214H15ZM69 213V214H68ZM88 213H90V212H88ZM100 213H102V214H100ZM21 214V215H20ZM27 214H28V216H27ZM32 214H34V215H32ZM36 214H38V216L36 215ZM55 215L53 218H56L55 220H54V222H53V218H51L53 215ZM68 214V215H67ZM78 214L80 215L79 216V218L81 219V220H78V221H76V219L78 218ZM104 214H105V216H104ZM11 215L14 217V215L16 216V217H11ZM44 215H49V217H46V216H44ZM69 215L72 217H69ZM103 215V216H102ZM111 217H113L114 216V218H110V216ZM113 215V216H112ZM9 216V217H8ZM32 216H34V217H32ZM42 216V217H41ZM83 216V218H81ZM106 216H108V217H106ZM206 216V215H205ZM25 217V218H24ZM28 217H31V219L30 218H28ZM47 219H46V218ZM67 217V218H66ZM103 217H105L104 219H105V223L103 222V224H102V221H103ZM197 217H200L199 218V220H198V218ZM2 218L3 219H5V220H2ZM13 218V219H12ZM15 218H17V219H15ZM27 218V219H26ZM36 218H37V220H38V223L37 222H34L35 220H36ZM78 218V219H79ZM107 218V219H106ZM197 218V219H196ZM16 221H15V220ZM22 219V220H21ZM30 219V220H29ZM33 219V220H32ZM42 219V220H41ZM48 219H49V221L52 223L53 222V224L55 223V221L57 220V223H55V225H56V227H54L53 226V224H51V223H48L47 224V222H49L48 221ZM71 219H72V221H71ZM75 219V222H77L78 223V226H77V224H75L74 222H73V220ZM93 219V220H92ZM127 219V221H125ZM11 220V221H10ZM32 220V221H31ZM36 220V221H37ZM52 220V221H51ZM98 220L100 221V223H98ZM106 220H107V225H106ZM108 220H112L110 223H108L109 221ZM197 220V221H196ZM200 220H202V222L200 221ZM6 221H9V223L8 222H6ZM13 221H14V224L15 225H13ZM25 221V222H24ZM27 221H30V222H27ZM92 221V222H91ZM94 221V222H93ZM11 222V223H10ZM31 222H33V223H31ZM41 222H43V224L41 223ZM59 222H60V225H59ZM67 224H66V223ZM69 222V223H68ZM72 222V224H70ZM79 222H80V225H79ZM84 222V223H83ZM96 222L98 223V224H96ZM200 222V223H199ZM31 223V224H30ZM40 223H41V225H40ZM46 223V224H45ZM64 223V224H63ZM87 224V225H81V224ZM89 223V224H88ZM94 224V225H91V227H89L90 226V224ZM126 223H127V225H126ZM201 224L203 227H199L200 225H197V224ZM22 224V225H21ZM35 224H37V225H35ZM45 224V225H44ZM52 226H51V225ZM99 224H101L100 226V230L102 231V232H99V229L98 228H96L97 226L99 227ZM132 224H134V225H132ZM193 224H194V226H193ZM204 224H205V226H206V230H205V226H204ZM35 225V226H34ZM65 226V228L63 227V226ZM66 225H67V229L69 230V231H67L66 230ZM68 225H69V227H68ZM72 225V227L74 228L73 230H72V228L70 227ZM75 225H76V227H75ZM125 225H126V227H125ZM130 227H129V226ZM152 225V226H151ZM195 225H197L198 227L195 229ZM18 226V227H17ZM34 228H33V227ZM38 226V227H37ZM51 226V227H50ZM61 226V227H60ZM80 226V227H79ZM85 227V229L87 230H89L90 228H93V231L96 233H94L92 230L90 231L89 230V232H91V233H89L88 232V230H87V232L89 233V234H87V232H86V230L84 231V227ZM96 226V227H95ZM103 226H105V228H108V230L107 229H105V228H102ZM132 226V227H131ZM16 227V228H15ZM22 227V228H21ZM35 227H36V229H35ZM48 227V228H47ZM59 228V230L57 229V231H56V229H54V228ZM64 229H63V228ZM87 227H89V228H87ZM148 227V228H147ZM149 227H151L150 229H149ZM194 229H193V228ZM207 227H208V229H207ZM210 227V228H209ZM213 227V228H212ZM215 227V228H214ZM24 228V229H23ZM29 228H30V230L31 231H29ZM32 228H33V230H32ZM37 228H39V229H37ZM45 228V229H44ZM47 228V229H46ZM54 231V232H52V231H50L49 232V230H51V229ZM71 228V229H70ZM77 228V229H76ZM102 228V229H101ZM153 228V229H152ZM204 228V229H203ZM230 227H228V229H229ZM22 229V230H21ZM26 229V230H25ZM49 229V230H48ZM111 229H114V232H111V231H113V230H111ZM121 229V230H120ZM133 229V231H132V233L131 232H129V231H131V230ZM134 229H136L137 230V232H136V230H135V232H134ZM149 229V230H148ZM154 229H155V231H154ZM200 229L202 230L201 232H200ZM27 230H28V232H27ZM34 230H35V232H34ZM45 230H47L48 231V233H47V231L45 232ZM63 230V231H62ZM76 230H77V232H79V230H82V231H84V232H81L80 231V235H79V237H78V235L76 234ZM96 230V231H95ZM118 230H120V231H118ZM123 230V231H122ZM128 230V231H127ZM148 230V231H147ZM152 230V231H151ZM187 231V234H186V231ZM211 230H213V231H211ZM216 230H217V232H216ZM3 231V232H2ZM7 232V234H6V232ZM22 231V232H21ZM38 231V232H37ZM44 231V232H43ZM98 231V232H97ZM118 231V232H117ZM126 231V232H125ZM138 231H142L141 232V234H139L140 232H138ZM151 231V232H150ZM183 231H185V234H184V232ZM197 231V232H196ZM205 231V232H204ZM207 231H210L209 232V234H211V233H213V234H211V236L209 235H207L208 233H207ZM215 231V232H214ZM2 232V233H1ZM24 232V233H23ZM32 232H34V233H32ZM57 234H56V233ZM58 232H59V236H58ZM66 232H70V233H72V232H74V234H72V235H70V233L68 234V236L65 234ZM86 232V233H85ZM93 232V233H92ZM107 232H108V235H107ZM116 232V233H115ZM127 232L129 233V234H127ZM134 232V233H133ZM155 234H154V233ZM200 232V237H199V235L197 236L196 235V233L198 234ZM202 232H203V235H202ZM10 233V234H9ZM24 234V236H23V234ZM32 234V236H28V234ZM38 233H41L40 234V236H39V234ZM54 233V234H53ZM83 233H85V234H87V235H82ZM97 233L99 234L98 236H97ZM102 233H104L103 235H102ZM115 233V235L116 234H118V236H115V235H113ZM130 233H131V235H130ZM136 233V235H135V237H132V235L134 236V234ZM190 233V234H189ZM207 233V234H206ZM215 233V234H214ZM6 234V235H5ZM8 234H9V236H8ZM26 234H27V236H26ZM34 234H36V235H38V237L36 236V235H34ZM47 234V236H48V238H47V236H45ZM48 234H51V235H53V236H51L50 235V237H52L51 238V241H50V237H49V235ZM62 234H64L65 236H67V238L64 236V235H62ZM92 234V235H91ZM95 234V235H94ZM218 234V235H217ZM225 234V233H224ZM23 237H22V236ZM34 235V236H33ZM44 235V236H43ZM56 235H57V237H56ZM62 235V236H61ZM70 235V236H69ZM109 235H111V236H109ZM122 235V236H121ZM141 235V236H140ZM202 235V236H201ZM218 237V239L220 238V240L219 241H217L218 239L215 237ZM4 238H3V237ZM7 236V237H6ZM11 236V238H9ZM18 236V237H17ZM41 236H42V238H41ZM74 237V239H73V237ZM85 236H87V237H85ZM96 236V238H94ZM100 236H102V237H100ZM109 236V237H108ZM125 236H127L128 238H125ZM143 236V237H142ZM165 237H167L168 235L167 234H165L164 235ZM183 236H185V238H182ZM189 236H190V238H189ZM206 236V237H205ZM228 236V237H227ZM32 237V238H31ZM44 237V238H43ZM59 237H62V238H60L59 240H58V238ZM63 237H65V238H63ZM91 237V238H90ZM107 237H108V239H107ZM113 239H112V238ZM116 237V238H115ZM201 237H202V241L204 242H202L201 241ZM207 237H209V238H207ZM210 237L212 238L213 237V240H214V242H212L213 240L212 239H210ZM32 239V240H30V239ZM37 238V241L36 242H38V244L36 245L35 243V239ZM46 238H47V240H46ZM79 238H82V241L84 240V239H86V240H84L83 242L81 241V239H79ZM88 238V239H87ZM118 238H122L124 241H126V243H125V247L127 248V245H129V248H130V246H132L133 247V251H134V254H133V252L131 253V250H126L125 251V247H124V250H123V248H121V247H123L124 246V241L122 240V239H119L118 240ZM135 239V241L133 240V239ZM136 238H138V239H136ZM140 238H141V241H140ZM142 238H145V239H142ZM156 238V239H155ZM188 238H189V240L190 241H192L193 243L196 241V244H198L199 246H196V244L194 243V245L197 247H193V249L194 248H196V249H194V250H196L195 252H199L198 251V248H199V250H200V248H201V245H202V247H204V244H205V246H207V248H208V250H210V251H208L207 250V252H210V255H209V253H208V256H203L205 259H206V261L204 260V259H202V258H198V256L196 255V254H198V253H196L195 254V256H197V258L195 259V258H193L194 257V252L192 253V254H189V253H191L192 252V250L193 249H191L192 247H189L188 245H186V246H184L183 245V243L185 244V242L183 241V242H181L183 239H185V241L186 240H188ZM191 238H193V240L191 239ZM206 238V239H205ZM4 239H7V241L6 240H4ZM10 240V243H11V239H12V241H13V245L11 246V245H9V240ZM26 239V240H25ZM66 239V240H65ZM76 239V240H75ZM91 239H93V240H91ZM95 239V240H94ZM106 239V240H105ZM130 239H132V240H130ZM162 241H161V240ZM182 239V240H181ZM199 239V240H198ZM208 239V240H207ZM209 239H210V241H209ZM4 240V241H3ZM41 240V241H40ZM57 240V241H56ZM89 240L91 241V243L89 242ZM97 240V241H96ZM104 240V241H103ZM110 240H112V241H110ZM115 240V241H114ZM120 240L122 241V243L120 242ZM127 240H129L130 242H131V244L127 241ZM138 240V241H137ZM222 240L224 241V243L222 242ZM24 241V242H23ZM28 241V244L30 245L29 247H31L32 245V247H33V249L32 248H29L28 247V244H26V242ZM29 241L30 242H32L31 244L29 243ZM33 241H34V243H33ZM43 241V242H42ZM47 241H48V243H47ZM60 241H62V242H60ZM86 241H87V244H86ZM100 241V242H99ZM118 241V242H117ZM133 241V242H132ZM137 241V242H136ZM156 241V242H155ZM157 241H159V242H157ZM190 241H188V242H190ZM199 241V242H198ZM200 241H201V243L202 244H200ZM224 244H222L221 242ZM4 244H3V243ZM8 242V244L6 245V243ZM21 244H20V243ZM41 242V243H40ZM51 242V243H50ZM54 242V243H53ZM56 242V243H55ZM64 242V243H63ZM80 244H79V243ZM94 242H97V244L95 243V244H93ZM102 242V243H101ZM109 242V243H108ZM141 242V243H140ZM143 242H145V243H143ZM148 242H150V243H148ZM153 242V243H152ZM222 244V248H221V244ZM2 243V244H1ZM23 243V244H22ZM46 245V243H47V246L45 247V245ZM60 243H61V245H60ZM62 243H63V245H62ZM76 243V244H75ZM83 243V244H82ZM90 243V244H89ZM105 243V244H104ZM112 243V244H111ZM115 243V244H114ZM139 244L138 245V247H137V245L136 244ZM161 243H162V245H161ZM180 243H182V246H180L179 247V245H180ZM192 243V244H193ZM218 243H219V245H218ZM35 244V245H34ZM42 244V246H40ZM54 244V245H53ZM58 244V245H57ZM64 244H67L66 245V247H64L65 245ZM72 244V245H71ZM84 245V247H82V245ZM108 244V245H107ZM119 244V245H118ZM159 244H160V246H162V248L161 247H158L159 246ZM192 244H190L191 246H193ZM213 244V245H212ZM39 245V246H38ZM49 245V246H48ZM79 245V246H78ZM86 245V246H85ZM94 245V246H93ZM98 246V248H97V246ZM99 245H101V247H99ZM106 245V246H105ZM123 245V246H122ZM136 245V246H135ZM142 245V246H141ZM208 245H210L209 247H210V249H209V247H208ZM215 245V248L213 247ZM4 246V247H3ZM7 248H6V247ZM11 246V247H10ZM55 246V247H54ZM77 248H76V247ZM91 246V247H90ZM95 246H96V248H95ZM105 247V250H103L104 249V247ZM112 246V247H111ZM148 246H150V247H148ZM219 246V247H218ZM13 247V249H14V251H12L13 249H11ZM23 247V248H22ZM44 247H45V249H49L50 250V247H51V250L50 251H48L49 252V255H50V257L48 258L47 257V253L48 252H45L46 250H44ZM62 248V250L65 248L66 249V253L63 251H61V248ZM82 247V248H81ZM87 247V248H86ZM91 249H90V248ZM92 247H94V248H92ZM109 247V248H108ZM118 247V248H117ZM137 247V248H136ZM164 247V248H163ZM183 247H189L190 248V252L188 253L189 255H192L193 257H191V259L189 258V257H187L186 258V260L184 259V257H186V256H188V254H185V253H187L188 252V250L187 249H189V248H184V250H187L184 254L186 255H184V254H182V256H180V259L183 257V255H184V257H183V259L182 260H185V261H183L182 262V260H180L179 259V255H178V250H177V248L179 249V248H183ZM212 247V248H211ZM217 247H218V249L219 248H221V249H223V251L221 250V249H219L220 250V252H222L223 253V257H224V259L227 261V259H228V263H226V261H223V263H222V261H220V260H223V257H222V255L220 254V252H219V254H218V251L219 250H217ZM5 248V249H4ZM27 250H26V249ZM41 249L40 251L38 250L37 251V249ZM83 248H85V251L87 250V249H89V250H87L86 252L84 251V253L82 252V249ZM100 248H102V249H100ZM110 248H111V250H110ZM112 248H114V250L112 249ZM120 248V249H119ZM142 248V249H141ZM162 250H161V249ZM205 248V247H204ZM207 248H205V249H207ZM7 249V250H6ZM9 249V250H8ZM24 251H23V250ZM29 249H32V250H29ZM36 249V250H35ZM52 249H53V251H52ZM75 249V250H74ZM92 249H94V250H92ZM136 249L138 250V252H135L136 251ZM139 249H141V250H139ZM152 249V250H151ZM174 249V250H173ZM11 250V251H10ZM36 252H39V253H37V254H39L40 255V253L41 252H43V253H41V257H39L37 254V256L38 257H36V256H34L35 255V251ZM58 250V251H57ZM97 250H98V252H97ZM101 250H103V251H101ZM110 250V251H109ZM164 250V251H163ZM167 250V251H166ZM174 251V253L172 254V251ZM183 250V249H182ZM181 250V251H182ZM193 250V251H194ZM4 251H5V253L7 252V254H5L4 253ZM30 253V254H28V252ZM32 251L33 252H35V253H33L32 254ZM55 251H57V253L55 252ZM61 251V252H60ZM74 251H75V253L77 252V254L75 255V253H74ZM91 251H93L92 253H88V252H91ZM104 251H105V254H104ZM107 251V252H106ZM113 251V252H112ZM123 251H125V252H123ZM142 252V254H141V252ZM143 251L145 252V253H143ZM148 251V252H147ZM206 251V250H205ZM2 252H3V254H2ZM13 253V255H12V253ZM15 252H16V254H15ZM53 252V253H52ZM68 252H70V253H68ZM82 252V253H81ZM100 252V253H99ZM102 252V253H101ZM119 254H118V253ZM124 254H123V253ZM129 252V254H127V256H129V260L126 258L125 260H124V256L123 255H126V253H128ZM151 252V253H150ZM153 252H154V254H153ZM159 252V253H158ZM166 252V253H165ZM169 252V253H168ZM171 252V253H170ZM179 252H180V249H179ZM202 252H203V250H202ZM202 252H199V253H202ZM8 253H10V254H8ZM18 253V254H17ZM52 255H51V254ZM56 253V254H55ZM60 253H61V255H60ZM86 253H88L87 254V257L88 256H90V257H88V258H92V259H90V263L88 262L89 261V259L86 257ZM115 253H117L116 255H117V257H118V255H119V257L121 258H119L118 260L120 261H116L117 260V257H115L116 255H115ZM122 255H121V254ZM136 253V254H135ZM146 253H147V255H146ZM175 253H177V254H175ZM212 253V254H211ZM214 253H216V256H215V254ZM224 253H225V255H224ZM2 254V255H1ZM5 254V255H4ZM62 254H64L63 256H62ZM65 254L66 255H70V256H68V258H67V260L69 261L70 260V262H68L66 259H64V258H66L67 256H65ZM98 254H99V256H98ZM132 254V258L134 259V261L132 260L131 262H130V255ZM149 254V255H148ZM158 255V256H156V255ZM164 254V255H163ZM169 254V255H168ZM170 254H172V255H170ZM203 254V253H202ZM204 254L206 255V253L204 252ZM222 258V259H220V257H218V255ZM227 254V255H226ZM16 255L18 256V257H16ZM19 255H20V257H19ZM33 255V256H32ZM42 255H46L45 256V258L46 259H44V257H42ZM48 255V256H49ZM55 255H56V257H55ZM60 255V256H59ZM78 255V256H77ZM101 255V256H100ZM107 255H108V260H107ZM109 255H110V257H109ZM122 257H121V256ZM134 255H136V256H134ZM229 255V256H228ZM2 256V257H1ZM6 256V257H5ZM12 256V257H11ZM53 256V257H52ZM58 256V257H57ZM92 256V257H91ZM96 256H98V258L96 257ZM102 256H104V257H102ZM112 256H114V258L112 257ZM137 256H139V257H137ZM149 258H148V257ZM152 256V257H151ZM154 256V257H153ZM155 256L157 257L156 259H155ZM213 256H215V258L213 257ZM225 256H228V258H226ZM3 257H4V259H3ZM13 257H14V259H13ZM30 257V258H29ZM60 257V260L62 261V263H61V261L59 260V261H57L58 259H56V258H59ZM72 257V258H71ZM86 257V258H85ZM143 257V258H142ZM199 257H201L200 255H199ZM207 257V258H206ZM217 257V258H216ZM11 258V259H10ZM28 258V259H27ZM34 258H38V259H35L36 261H38V260H40L41 258V261H38V263L34 260ZM40 258V259H39ZM51 258H52V260H51ZM73 258H75L76 260V262L74 261V259ZM111 258V259H110ZM113 258V259H112ZM137 258H138V260H137ZM144 258H145V261H144ZM146 258H147V260H146ZM159 258V259H158ZM242 258V257H241ZM241 258H239V260L237 261V259L238 258H236V264L238 263V264H245L244 263V261H249V262H251V261H253V263H256L258 260H259V262L261 263V264H264V262H262V260H264V258H261V259H254V258H249L250 260H248L247 258L248 257H246V259H245V257L243 258L244 259V261H243V263L241 262ZM6 259H8V261L6 260ZM22 259V260H21ZM57 261V263H56V261ZM97 259V260H96ZM116 259V260H115ZM141 259V260H140ZM156 261H155V260ZM164 259H165V261H164ZM195 260V262H194V260ZM210 259H212L214 262H211L212 260H210ZM233 259H235V257L233 258ZM3 260V261H2ZM9 260H11V263H10V261ZM27 260V261H26ZM65 260V261H64ZM86 260V261H85ZM88 260V261H87ZM102 260H104V262L102 261ZM113 260V261H112ZM178 260L179 261H181L180 263L178 262ZM203 260V261H202ZM208 260V261H207ZM254 260H255V262H254ZM14 261V262H13ZM44 261V262H43ZM53 261V262H52ZM64 261V262H63ZM94 261H96V262H94ZM98 261V262H97ZM112 261V262H111ZM117 263H116V262ZM123 261V262H122ZM128 261H129V263H128ZM152 261V262H151ZM160 261V262H159ZM170 261V262H169ZM186 261H187V263H186ZM2 262V263H1ZM5 262H7V263H5ZM9 262V263H8ZM22 262V263H21ZM40 262H42V263H40ZM109 262V263H108ZM114 262V263H113ZM122 262V263H121ZM191 262V263H190ZM206 262V263H205ZM225 262V263H224ZM259 262H257V264H259ZM46 264V263H45ZM124 264V263H123ZM199 264V263H198ZM246 264H248V263H246ZM250 264V263H249ZM251 264H252V262H251Z\"/></svg>", "mask_w": 264, "mask_h": 264}]
</instances>
